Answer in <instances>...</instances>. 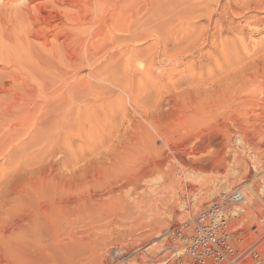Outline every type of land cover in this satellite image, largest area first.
Returning a JSON list of instances; mask_svg holds the SVG:
<instances>
[{"label": "rangeland", "instance_id": "374dc122", "mask_svg": "<svg viewBox=\"0 0 264 264\" xmlns=\"http://www.w3.org/2000/svg\"><path fill=\"white\" fill-rule=\"evenodd\" d=\"M24 1H26V0H22L21 2H23V4L26 2L27 3L23 5V4H21L20 0H0V52L2 49V52H1L2 54H0V56L4 55L3 53L6 52V54L4 55L5 57L4 56L0 57V58H2L0 60V78L2 80V81L0 80V85H2V86H0V264H25L24 260L26 258V255H23V254H26V252L24 251V250H26V248H25V246H26V233H25L24 229L26 228V226H28V225L30 226V224H31V226H30L31 235L30 236L31 237L33 235L35 236L37 231H38V233H42L43 235H45V237L41 234H37L36 236L41 235L39 237H41L43 240H45L47 238V234H48V233L46 234V231L48 232V226H50V225H45V224H49V223H47L48 221L45 223L43 220V219L47 220L44 217L45 216L44 209L46 210L51 204H53V203L57 204V202L62 201V199L63 200L65 199L62 202L72 203V202H74L75 196L82 195V194H89L92 198L98 197L97 199H99L101 197L98 195H100V193H104L106 191V189H110V188H111V190H113V193H112L113 195L110 194L107 197L102 196V199L105 202L106 199L108 200L112 197L109 200V202L111 201V203L108 204V201H106L105 203H103L105 205L104 206L102 205L103 206L102 207L101 206L102 203L96 204L97 202L95 203V201H94V203L91 202L90 204H92V205L96 204V207H97V205L98 206L100 205L99 207H97V209L98 210L100 209V210L98 211L97 209H94L93 207H92L93 209L90 208V210H92V213L90 211V214L88 216L85 215V217H83L82 220L80 219L81 224L80 223L79 224L73 223L72 225L69 226V229H74V230H78L79 228L80 229L82 228V230H85L84 233L89 231V232H87V236H89V238H90L91 234L93 236V237L91 236L93 239H94L95 235H96L95 239H97V236H98V238H100V237L104 238V239H102L103 241H101V238L99 239L102 242V243H100L101 246L99 247V242H100L99 241L98 242L99 248L96 247V250L98 249L97 250V254H98L97 256L98 257L100 256L98 259L99 260L101 259L100 260L102 262L101 264H105V263L106 264H115V263L116 264H130L129 261H131V263L133 261V263L136 264L138 261L143 260V258H144V261H141V262H145L146 264H151V263L157 264L156 262L164 260L165 256H167V253L162 255V253L164 251L162 249L165 245V240L162 239L164 232L167 231V229L172 228L173 226H176L177 224H180L183 221H186V219L188 220L189 217L191 218L193 215L197 214V212L200 211L206 204H208V202H211L214 199L216 201L221 202V204L223 203L222 201H224L225 205H227L228 209L226 208V210L228 212H230V208H232V207L234 208V210L239 209V210H237L238 213H236L237 216L235 215L236 217L235 216L231 217L232 221L230 222L231 225L233 224L232 226L236 225L235 226L236 227L235 234L237 233L236 236L241 237V240L238 237L239 238L238 244L236 243L237 249L243 248L246 244L249 245L255 241H261L262 240L261 242H263V243L261 245V249L264 250V247H263L264 246V102H263L264 101V83H263L264 82V75L262 73L260 75H255L256 76L255 77L254 74H252V73H255V71H254L255 69L252 67L246 68L247 67L246 64L250 65V63L252 61H254L255 59H256V63L257 62L260 63L261 61L264 62V52H262V51H264V45L262 46V44L264 43V41H263L264 40V37H263L264 36V21L262 24L260 22L256 23V21H258L259 18L264 16V10L261 8L257 9L258 7H256V6L258 4H262V1L264 2V0H256V1L255 0H238V1L237 0H231V1L230 0H217V1L216 0H212V1L211 0H177V1L175 0L174 1L173 0L174 4H173L172 0H169L171 2H167L168 0H164V2H162V0H161V2L164 4V6L161 2L158 3V0H130V1L129 0H122L124 3H122L119 0H110V1L108 0L109 2L106 3L107 7L105 6L106 9L109 8L108 7L109 5L111 6L113 4V6L110 7L111 9L107 10V13L105 11L106 14L103 13L106 16V18L108 17V20L105 18L104 15H103V17L101 16V20L105 21L104 22V28L102 26L103 21L100 22V23H102L101 25H100V23H97V21L99 19L96 18L98 16H96V17L94 16L96 14H89L88 15V17L91 16L90 17L91 19H93V18L97 19V21H96L95 19L90 20V18H88V21L90 20L89 23L91 22L90 25H92V24L95 25L97 23V25L99 24L98 26H99L100 30L102 29L101 32H98L99 37L97 36L94 38V42L98 43L102 39L103 40L106 39L105 37L107 35L104 36V34L107 32L110 33L111 29H110V31L108 30L107 32L104 30H107L110 27H114V24H117V25L119 24L120 26H122V30L124 29L125 32L121 30L123 33L122 32L120 33L119 28H118L119 29L118 30L117 27H114L116 29L115 31L112 28L113 34L111 32L110 34L112 36H108V37H112V39H113L114 36L117 35L115 37L120 36L119 39L121 37H122V39H120V40L119 39H113L114 42L109 43L110 40H107L108 39V37H107L106 40L108 41L107 42L108 44L105 47H101V46L96 44V47L94 48V51H93L94 52L93 55H90L89 53L86 54L85 48H82L83 44L79 47V50H78L79 52L74 51L75 55L73 54V50H71V49L70 50L72 52H70V50H68L70 53L67 52V49L65 50L64 46H62L63 44L60 45L62 43L60 40V39H62L61 37H59L60 39L59 38L57 39L58 41L56 40V43H53V42H55V40L53 37L50 36V38L48 39V42L51 44H49L46 47H45V45L42 46L43 45L41 43L42 40L40 38H35L34 36H32L36 33L37 30H40L39 29V27H41L40 23H38L39 25L31 23L30 17L33 14L35 15V13H36L35 10H37L38 8H40L43 5H46L47 8H50L51 2H49V3L46 2V1H50V0H27L26 2H24ZM85 1L88 2L89 0H85ZM115 1L118 2L119 5L122 4L123 8H120L121 5L119 6ZM151 1H152V3H151ZM153 1L156 3L155 5H153L154 7H152V4H154ZM251 1H253V3ZM129 2L130 3L132 2V3L129 4ZM136 2H137V5H135ZM184 2H186V3H184ZM205 2H206V4H205ZM249 2H251L252 4ZM39 3H41L43 5H41V4L38 5ZM165 3H166V5L167 4L168 5L166 6ZM231 3H233L234 5ZM48 4H50V5L48 6ZM157 4H159L158 7H157ZM29 5L31 8L33 7L34 12H32L33 10L28 9V8H30V7H28ZM33 5H35V6H33ZM231 5H233V6H231ZM249 5H250V7H249ZM36 6L37 7L39 6V7L37 8ZM172 6H174V7H172ZM175 6L177 8H175ZM184 6H185V8H184ZM198 6H199V8H197ZM63 7H65V6H63ZM113 7H116V9L114 8L112 10ZM132 8H134V9H132ZM158 8L160 10L163 8L162 10L165 11V12H163L164 14L161 12L162 10L160 11ZM203 8H205V9H203ZM239 8L241 9V11L243 10L242 11L243 13H241L240 11H236V10H240ZM169 9H171V10H169ZM179 9H181V10H179ZM200 9H201V11H199ZM23 10H25L26 13L28 12L30 14L24 13L25 11H23ZM115 10H116V13H115ZM147 10H149L150 12ZM166 10L169 11V13L166 12ZM175 10L179 11L178 14H176L177 12ZM117 11H119V13L120 12L121 13L119 14V13H117ZM195 11H196V13H195ZM46 12L44 14H47ZM102 12H104V9ZM185 12H187V13H185ZM201 12H202V14H200ZM227 12H229V13H227ZM108 13L110 14V16ZM145 13H147V14H145ZM159 13H160V15H159ZM172 13H174V14H172ZM179 13H181V14H179ZM203 13H204V15H203ZM111 14H114V15H111ZM148 14H149V16H148ZM165 14H166V16H165ZM231 14H233V15H231ZM25 15H27L28 17H26ZM146 15H147V17H145ZM168 15H170L169 17L171 19H169ZM92 16H94V17L92 18ZM150 16H153V17H150ZM159 16H161V18ZM206 16H208V17L206 18ZM26 18H28V19H26ZM99 18H100V16H99ZM141 18L143 19V21L145 22V24L149 28L144 24L143 21H141L142 20ZM155 18L158 21H155L156 20ZM176 18H177V20H176ZM116 19H117V21H116ZM254 19L256 21H253ZM27 20H28V22H27ZM150 20H151V22L152 21L153 22L151 23ZM159 20H161V21H159ZM163 20L164 21L166 20L167 22L165 21V23H164ZM227 20H229V21H227ZM95 21H96V23H95ZM146 21L147 22L149 21V23H147ZM186 21H188V22L186 23ZM30 23L33 24L34 26L30 25ZM141 23L143 26L141 25ZM162 23H164V24H162ZM248 23L249 24L251 23L250 26ZM90 25H89V27L88 26L87 27H88L89 31L92 32V30H90V29H93L95 26L94 25L90 26ZM153 25L154 26L156 25V26L154 27ZM169 25H171V26H169ZM190 25H192V26H190ZM210 25H212V27ZM256 25H258V26H256ZM31 26H32V28L33 27H35V28L32 29ZM124 26H126V27H124ZM160 26H163L164 29L162 27L160 28ZM28 27H30L29 28L30 30L28 29ZM69 27H72V25H70ZM150 27H151V29H150ZM152 27H154V28H152ZM158 27L161 29V32L163 31L162 33L165 32V36L161 32H157L160 30V29H158ZM165 27H167V28H165ZM249 27H250V29H249ZM125 28H127V29H125ZM137 28H139V29H137ZM179 28L181 29V31ZM216 28H218V29H216ZM134 29H137V30L135 31ZM141 29H142V31H140ZM148 29H149V31H148ZM126 30H129L130 32L129 31L127 32ZM256 30H257V32H256ZM89 31H87V32L89 33ZM98 31H99V29H98ZM116 31H118V32H116ZM132 31L136 32V35H134L135 33H133ZM24 32H26V34ZM176 32H177V34H176ZM194 32H195V34H194ZM88 33H86V34L89 35ZM124 33L127 34V36H124L125 35ZM129 33L133 34V37L136 41L134 39H132L133 37L130 38V35H132V34L129 35ZM167 33L168 34L170 33L169 34L170 36H168ZM202 33H203V35H202ZM143 34H145L146 37ZM189 34H192L193 36L192 35L190 36ZM87 35H85V33L83 34L84 39H87L86 38ZM101 35L104 37L102 38ZM184 35H186V37ZM142 36L145 37V38L143 37V40H142ZM166 36H168V37H166ZM128 37L134 41H131L130 39H128ZM190 38H193V39L191 40ZM241 38H243L244 41L241 40ZM37 39L38 40L40 39V40L38 41ZM182 39L185 42L188 41V43H186V45H185L184 44L185 42H183ZM225 39H227V40H225ZM234 39H235V41H233ZM106 40H104V41H106ZM152 40H154V41H152ZM238 40H239V42H238ZM84 41L87 44V40H84ZM119 41H121V42H119ZM220 41H222V42H220ZM225 41H227V43ZM242 41H243V43H242ZM253 41H257L258 44H257V42L255 43ZM262 41H263V43H262ZM32 42H34V43H32ZM152 42H153V44H152ZM115 43H117V44H115ZM121 43H123V44H121ZM251 43H252V46H251ZM56 44L58 46L60 45L59 47H61V49L63 48L64 53L62 52L61 49H59V47ZM86 44H84L83 47H85ZM174 44H176V47ZM223 44L226 45L227 48H225V46ZM230 44H232V45H230ZM110 45L112 46V48ZM243 45H246V47H247L246 50H245L246 47H244ZM254 45L256 46V48H254L255 47ZM56 46L58 48H56ZM128 46H129V48H128ZM186 46H187V48H186ZM231 46H232V48H230ZM257 46H258V48H257ZM41 47L43 48V50ZM108 47L110 48V51H109V49H107ZM122 47H125V48H122ZM221 47H223V48H221ZM252 47H253V49H252ZM259 47H260V49H259ZM80 48H82V49H80ZM240 48H243V49H240ZM3 49L5 50V52ZM44 49H45L46 53L44 52ZM150 49H152V50H150ZM221 49H222V51H220ZM223 49H224V51H223ZM231 49H233V51L235 52V54L237 56L241 55V54L243 55L246 51H248L247 52L248 54L245 53L246 55L244 54V56H247V55H250V56H247L245 59H242L243 61H235L236 55L234 54V56H233L234 52ZM96 50L98 53L96 52ZM100 50H101V52L99 54ZM103 50H105L106 53H103L104 52ZM229 50H231V53H232V54L230 53V55L228 54ZM241 50L245 51V52H242ZM82 51L83 52L85 51L84 54ZM118 51L119 52L121 51L122 53L121 52L118 53ZM167 51H168V53H167ZM225 51H227V52H225ZM49 52L52 53V55H50ZM223 52L227 53V55L225 54V56H224ZM59 53H60V55H59ZM76 53H79V54H76ZM255 53H256V55H254ZM8 54L10 57H11V54H13L12 57L9 58V60L6 59ZM54 54H56V55H54ZM57 54H58V57H55V56H57ZM64 54H65L66 59L68 57L67 60L64 59L65 58ZM82 54L84 56L85 55L86 56L84 57V56H82ZM110 54L112 55V58H110L111 57ZM116 54H117V56H116ZM14 55H16V56H14ZM77 55H80L81 57L77 56ZM109 55H110V57H109ZM135 55H136V57H135ZM208 55H210V56H208ZM50 56L51 57L54 56V57L49 58ZM61 56H63L64 58ZM87 56H88V58L92 57L94 61L98 57V59H97L98 61L96 60L95 62H92L93 60L91 58L92 61L87 63V61H88ZM124 56L127 57V59L126 58L124 59ZM16 57H18V58H16ZM45 57H47V58H45ZM77 57L80 58L79 59L80 62L77 60L78 59ZM145 57H147L149 59L148 62H151V63L148 64L147 58H145ZM152 57H154V58H152ZM248 57H249V59H248ZM250 57H252V58H250ZM15 58H16V60H14ZM59 58L60 59L62 58V60H60ZM134 58H135V60H134ZM168 58H171V59H168ZM226 58H228V59L232 58L231 59L232 63H231V61H229L230 59L228 60ZM257 58H258V60H257ZM84 59L87 60V61L85 60L87 64L83 63ZM123 59L127 60L128 66L126 65V61L123 62L124 61ZM129 59H132V61H130ZM246 59H248V61ZM250 59H252L251 62H250ZM56 60H57V62H56ZM75 60L78 62V64L80 63L81 65L79 64V66H76L77 62ZM105 60H107V61H105ZM72 61H74V62H72ZM104 61H105V63L103 64ZM134 61H135V63H134ZM137 61H139V62H137ZM59 62H61V63H59ZM115 62L117 64H115ZM141 62H143V63L146 62V66H144V64ZM235 62H236V64L233 65V63H235ZM244 62H245V64H244ZM263 62H261V63H263ZM57 63H58V65H56ZM122 63H123V65H122ZM131 63L136 65V66H139V67H136V66L132 65ZM139 63H140V65H138ZM202 63H203V65H202ZM217 63L219 66H221V67L223 66V67L221 68V67L217 66ZM220 63H221V65H220ZM242 63H243V65H242ZM89 64H90V66H91V64L93 66L90 67ZM107 64H108V66H107ZM151 64H153V65H151ZM230 64H232V65H230ZM130 65H131V67H130ZM141 65L143 67H146V69L142 68ZM11 66H13V67H11ZM65 66H67V68ZM94 66L95 67L98 66L100 69H102V71L107 69L109 71V73L107 72V70L103 72L104 74L100 71V73L102 75L99 73H98L99 74L98 75L96 72L99 70V68L97 67L98 70H96V68ZM216 66L218 68H220V70L218 68H216ZM230 66H232V69ZM102 67L105 69L103 70ZM248 67H250V66H248ZM92 68L95 69L94 71H96V72L93 71V76L90 75L92 70H93ZM121 68H124L125 70L121 69ZM241 68H242V71H244L242 73H240ZM136 69H137V71H136ZM141 69H142V71H141ZM224 69H225V71H224ZM252 69H254V70L252 71ZM52 70L54 71V73L52 72ZM131 70H132V72H131ZM237 70H240L239 73L237 72L239 75L242 74V76H243V73L244 74L246 73L243 77H244V79H246V78L247 79L244 80L242 77L240 79V76L235 72H234L235 75H233V71H237ZM89 71H91L90 74H88ZM110 71L112 72L111 73L112 75L109 78H107V76L110 75ZM122 72H123V75H122ZM127 72H129V74ZM141 72L143 74H145V76ZM228 72H229V74L232 72L230 74V75H232L231 77L229 74H227ZM248 72H250L251 74ZM105 73L109 74V75H106ZM224 73H226V74L224 75ZM196 74H204L205 75L204 76V79H205L204 86H203V82H201V83H198V82L195 83L194 82V80L197 78H194V80L192 81L193 85L190 82H189L190 84H187L189 81L188 79H190V77L196 76ZM210 74L212 77L210 76ZM217 74H219V75H217ZM94 75H96V76H94ZM100 75H101V78H100ZM125 75L127 77H125ZM153 75H155V76L153 77ZM226 75H227V77H226L227 80L225 78ZM228 75L230 78L229 80H231L233 78V76H234V78L239 77L240 80L239 79L236 80V78H235V81H234V79H232L234 82H231L228 80ZM237 75H238V77H237ZM246 75H248V77L251 80L253 79V77L256 79H253L250 82L249 81L250 79ZM102 76H103V79H102ZM112 76L113 77L116 76V77L113 78ZM223 76H224L225 80L223 79ZM261 76H262V78H261ZM104 77H106V79H108L109 81L106 80ZM151 77H153V78H151ZM207 77H209L208 78L209 80H207ZM218 77L222 78V79L219 81ZM124 78L128 79V81H126ZM101 79H102V82L104 84L101 82ZM113 79L114 80L117 79L116 80L117 82L116 81L114 82ZM186 79L188 81H186ZM213 79L216 81H214ZM257 79L259 81H257ZM77 80H78V82H77ZM124 80H125V82H123ZM159 80H161V81H159ZM177 80H179V81H177ZM238 80L240 82H241V80L245 81L244 84L242 83L243 81L241 82L243 85L242 84L240 85V83L238 82L239 86L243 87L241 90H240L241 87H237L238 84H236L237 83L236 81H238ZM17 81H18V83H17ZM74 81H76V82H74ZM110 81H111V83H113V85L110 83ZM247 81L249 82V84ZM255 81L257 82L256 83V90H254L255 89V83H254ZM92 83H93V85L95 84L96 87L93 86ZM118 83H120L121 86H117L116 84H118ZM129 83H130V85H129ZM231 83L232 84L235 83L237 88L234 87L235 84L232 86ZM260 83H262V85ZM19 84L21 86H19ZM78 84H79V86H78ZM122 84L124 86L123 88H122ZM160 84H161V86H160ZM213 84L214 85L216 84L217 86H218V84L219 85L222 84L223 87L225 85L226 86L228 85L227 86L228 88H226V86L224 88H226L227 90L231 89L230 91H232V92H230L231 93L230 95L232 97L235 96L237 93V95L235 96V99H233L232 103H230L231 105L227 106V104L223 103V102H222V104H221V102L218 104V107L220 106V109L216 108L215 109L216 113H215V110H214V113L216 115H218L219 117L217 116V117H215L216 118L215 119L213 112H212L213 113L212 115H211V112H209V114H208L209 110H207L204 105L199 106V104H198V105H195V107H194V105L192 104L191 107L189 106V109L192 107L196 108V106L199 108H202L204 111L206 109L207 111H205V113L206 112L207 113L205 114V116H204V111L202 112V109L199 110L197 108L198 111L195 109L196 112L192 113L190 110L187 111L188 107L186 106L187 109H183L185 113L181 112L180 113L181 115L179 114L178 111H177L178 113L176 111L172 112L173 114L175 112V115L177 114L176 116L178 118L175 115L172 116V113L170 114V117L165 116V118L167 120L170 118L169 119L170 121L168 120L170 123L166 119H163V120L166 123H168L169 126H172V124H174L171 128L172 129L174 128L173 130H175V131H179V129L182 131L184 128H187L188 125L186 123L191 124V125H189L188 129L184 130V132H186L185 134H188V137L185 136L184 133L180 131V134L183 133V134H181V137L184 140L182 139V141H179L178 142L179 145H178V143L176 144V146H181V144L184 145L188 141V143L185 144L186 149H187V150L186 149L185 150L187 152L188 157L185 156L186 154L180 155L178 153H174L175 157H174V159H171V161H172L171 164L175 161L174 166L177 165V167L182 171L183 174L185 171L198 169L199 171L201 170L202 173L205 172L204 175H206L208 177L211 176V178H213V176H215L217 185L216 184H215V186H214V184L212 185L211 184L212 182H210V181H207L208 183L204 182L203 184L202 183L201 184L200 183H194V182H190L189 180H185V178H183V177H181L180 179L178 177H175V180L178 179L175 182V181H173L174 180L173 177L172 178H170V177L164 178V177H160V175L155 174V172L154 173L151 172V169H149V163L151 162V160H156V161L158 160L161 162V160L164 159L163 156H166L167 154H166L165 150H162L161 140L159 137L156 136L155 141L152 140L154 138H152L151 136H150V140L147 139L148 137L146 136V134L149 131L152 132V130H148L151 128L150 126H148V123L146 125H144L146 121L143 120V118L146 115H148V119H150L149 117H151V118H152V116L155 117L156 114H158V115H156L157 117H159V115L161 117V114H160L161 111L160 112L156 111L158 109L159 110L161 109L163 112L164 111L168 112L167 110L168 109L170 110L171 106H169V105H171V104H168L169 101L167 100V96H169V99H171L170 97H174L179 93V94H181L180 97L182 99L184 90H188V89H190V87L191 88L195 87V88H193V90H196V91L199 89L198 92L200 91V94H201L203 87L206 89L209 87V85L212 86ZM114 85H116V86H114ZM229 85H230V87H229ZM244 85H246V87ZM247 85H250V87H248ZM252 85H254L253 88H251ZM258 85L260 87H262V86L263 87L260 88ZM181 86L184 88H182ZM188 86H189V88H188ZM196 86L198 87V89H196L197 88ZM222 86H220V88H222ZM159 87H160V89H158ZM172 87H174L175 89ZM231 87H233V89L236 88L237 92L234 91L235 89L233 90ZM247 87L250 88V90ZM258 87H259V89H258ZM19 88L21 90H19ZM10 89H12V90H10ZM170 89H172L171 92H170ZM245 89H247V92L248 93L250 92V94L251 93L254 94V92H255V95L249 94V96H248V93L245 92ZM80 90H82V91H80ZM179 90H181V91H179ZM252 90H253V92H251ZM261 90H262V93L260 92ZM13 91H15L16 93ZM77 91L79 94L76 93ZM241 91L245 92L244 96L240 95ZM138 92L140 95L137 94ZM233 92L235 95L234 94L232 95ZM194 93H195V91L192 92V94H194ZM179 94L177 96H179ZM241 94H244V93H241ZM261 94H263V95H261ZM65 95H67V98ZM152 95H153V97H152ZM246 95H247V97H246ZM156 96H157V98H156ZM237 96H239V97H237ZM242 96L244 97V99ZM260 96H261V98H260ZM136 98H137V100H135ZM158 98L161 101H158ZM176 98H177V100H179V97H176ZM237 98L239 99L238 101H237ZM155 100H157V101H155ZM240 100H242V101H240ZM253 100H254V102H253ZM144 101H146V102H144ZM153 101H155L156 103H154ZM200 102H202V101H200ZM233 102L235 105L237 104L240 106V107L237 106L236 107L237 109L238 108L239 109L245 108L243 110L244 113L242 112V110H240L243 113V115H242V113H240L241 116L239 115V112H240L239 109H238V112H235L237 110L232 108L233 107L232 105H234ZM241 102H242V104H241ZM243 102H245V104H243ZM153 103L156 105L154 106ZM122 104H123V106H122ZM151 104H152V107L149 106ZM248 104H249V106H247ZM47 105H49V106H47ZM120 105H121V107H120ZM235 105H234V107H235ZM224 107H227V108L223 109ZM228 107L230 109H233L234 112L232 110H230ZM136 108H138V109H136ZM135 109H136V111H135ZM146 109H148L147 112L145 111ZM217 109L222 113V114H220L221 116L218 114ZM137 110L140 111V114ZM222 110H224V111H222ZM133 111H135V113ZM142 111L144 112V114L145 113H147V114L144 116L142 114L143 113ZM163 112H161V113H163ZM190 113L192 115H190ZM52 114H54V115H52ZM183 114H184V116L186 115V117H184V118H187V119H185L186 121L184 120V122H186V123H184V124H186L185 126L183 124V120L180 119ZM233 114L234 115L236 114V115L234 116ZM139 115H141V116L143 115V116L140 118ZM199 115L204 117V119ZM222 115H224V116L227 115L226 120L224 119L225 117L223 118ZM171 116H172V118H171ZM196 116L197 117L199 116L197 118L198 120L196 119ZM41 117H43V118H41ZM160 117L157 119H160ZM189 117H191V118H189ZM192 117H194V119H192ZM23 118H25V119L22 120ZM182 118H183V116H182ZM205 118H206V120H205ZM217 118H219L220 120ZM171 119H172V121H171ZM195 119L197 122L195 121ZM200 119H202V120H200ZM191 120H194L195 122L194 121L192 122ZM203 120H204V122H203ZM211 120H213L215 122H213ZM238 120H240V122ZM141 121L143 124H141ZM177 121H178L179 125L176 123ZM181 121H182L181 126L182 125L184 126V127L182 126L183 129L179 128ZM216 121H217V123H216ZM226 122H227V124H226ZM24 123L27 124V126H25ZM208 123H210L212 125V127L210 126V124L208 125ZM140 124L143 127L142 130L147 127L145 131H147V130L148 131H147V133H145V131L143 130L142 132H144L143 133L144 135L142 134V135H140V137L141 138L143 137L144 139L142 138V139H139V141H138L137 135H139L138 130L139 129L141 130ZM214 124L216 126H214ZM233 124H235V125H233ZM137 125L140 126V128ZM227 126H229V127H227ZM177 127H178V130H177ZM205 127L207 129H205ZM220 127H221V129H220ZM117 128H118V130L115 131ZM135 129H138V130H135ZM130 130H131V132H129ZM200 130H201V134L198 133V132H200ZM187 131H188V133H187ZM227 131H228V133H227ZM221 132H222V134H221ZM114 133H116L115 136H114ZM134 133H136V134L138 133V134L136 135ZM122 134H124V135H122ZM127 134H129V136ZM228 134H231V135H228ZM183 135L185 136V138ZM226 135L229 136V138L231 139V141H230L231 143L229 144L230 147L226 146L224 144V142L226 140L224 138H226ZM100 136H101V139H100ZM131 136L133 138L136 136L137 139L135 137V139L131 140L132 139ZM144 136H146L147 138H145ZM234 136H236V137L238 136V138H234ZM97 138H99L100 141ZM106 138H107V140H106ZM158 138L160 141L158 140ZM236 139L237 140L241 139L240 140L241 144L239 145V147L235 143ZM243 139H244V141H242ZM128 140H129V142H128ZM140 140H143V141L141 142ZM232 140H234V141L232 142ZM105 141H107V143ZM131 141H134V142H131ZM145 141L147 144L148 143H151V144L145 145L146 144ZM237 142H239V141H237ZM88 143H89V145H88ZM102 143H103V145H101ZM104 143H105V145H104ZM100 145H101V148H99V149L96 148L97 146L100 147ZM152 145H153V147H152ZM233 145H235V146H233ZM90 146L94 149V151L92 148H90ZM115 146H116V148L117 147L118 148L116 149ZM123 146H124V148H122ZM109 147H111L115 153L112 151V149L110 150ZM208 148H210V149L208 150ZM91 149H92L93 153L90 151ZM95 149L96 150L98 149V150L95 152ZM154 150L157 154L159 153L157 156H160L161 158L162 157L163 158L161 159V158L154 156V155H156ZM157 150H160L161 152L160 151L158 152ZM207 150H208V152H207ZM109 151H112L113 153L112 152L108 153ZM90 152H91L92 156H90ZM87 153H88V155H87ZM188 153L189 154L191 153V154L189 155ZM196 153L198 156H196ZM96 154H97V157H96ZM102 154H107L106 155L107 157H105V155H103V157H102ZM108 154H110V155L108 156ZM209 154H210V156H209ZM86 155H87V157H86ZM222 155H223V157H222ZM112 156H114L115 158ZM151 157H152V159H151ZM78 159H80V160H78ZM100 159L102 160V162ZM115 159H116V161H115ZM137 159L139 161H137ZM176 160L181 161V162H178ZM224 160H226V161H224ZM86 163L89 164L90 166L93 164L91 167L92 168L95 167V170L92 169L89 165H88L89 167L86 166V168H85ZM168 164L170 165V163H168ZM183 164H184V166H183ZM169 165H168V167H169ZM101 166H106V167H103L104 168L103 169V168H101ZM145 166H146V169H145ZM98 167H99V169H98ZM81 169H83V170H81ZM147 169H148V171H146ZM104 170H106L107 172ZM164 170H166V167L164 168ZM232 170H234L235 174H230L229 171H232ZM85 171H86V173H85ZM138 171H140V173L141 172H143V173L140 174V173H138ZM110 173H112V175ZM148 173L151 175V177ZM222 173L227 174V177L224 181L219 180ZM98 174H100V175H98ZM123 174L126 175V178ZM136 174H138V177L136 176ZM145 174H147V177L145 176ZM114 175L116 177H114ZM133 175H134V177H133ZM148 175H149V177H148ZM119 177H120L121 181H119ZM122 177H123V179H122ZM40 178H42V179H40ZM47 178H48V180H47ZM84 178H86V179H84ZM130 178H131V180H130ZM217 178H218L219 182H218ZM43 179H44L45 183L43 182ZM125 179L127 182L125 181ZM37 180H39V181H37ZM166 180L168 183H166ZM33 181H34V184H33ZM51 181H53V182L51 183ZM105 182H108V183H105ZM158 182H160L161 184ZM24 183H26L25 184L26 187L23 185ZM35 183H36V185H38L39 183L40 184L38 186H36ZM99 183H101L102 185L101 184L99 185ZM103 183H105V184H103ZM43 184L46 185L45 186L46 188L43 187ZM224 184L230 187L229 188L230 190L225 195H224V190L221 188V187H223ZM30 185L32 186V188ZM97 185H98V187H97ZM124 185H125V188H124ZM174 185L177 186V189H176V186H174ZM207 185L210 186V189H211V187H214L213 189H211L214 195L208 196L206 194V193H208L206 191V188L208 187ZM28 186H30V187H28ZM48 186H50L51 189H53L54 187L55 188L53 190H51ZM60 186H62V187H60ZM77 186H78V188H77ZM39 187H41V188L37 189ZM108 187H110V188H108ZM24 189H25V191H24ZM43 189H44V191H43ZM77 189L79 190V192ZM97 189H99V191ZM45 190H47V191H45ZM62 190H65V191H62ZM69 190H70V192H69ZM87 190H88V192H87ZM114 190L116 191V193ZM125 190H126V192H125ZM26 191H28V192H26ZM35 191L37 192L36 194L34 193ZM59 191L60 192L62 191L61 192L62 195ZM44 192H48L50 194L46 193V195H45ZM53 192H54V194H53ZM63 192L67 195L66 197H65ZM67 192H68V194H67ZM92 192H93V194H92ZM96 192H98V193H96ZM120 192H122V194H120ZM70 193H71V196H69ZM222 193L224 196L222 195ZM233 193L236 194V197L229 198L231 196V194H233ZM39 194L41 197L40 198L36 197V195L39 196ZM150 194H151V196H150ZM51 195H52L53 199L51 198ZM30 196H31V199H33V200L30 199ZM58 196L61 197L62 199L58 198ZM123 196H124V198H122ZM140 196L141 197L143 196V197L141 198ZM200 196H201V198H203L202 196H204V198L205 197L206 198L204 200L203 205L199 207V206H197V199L198 198L200 199ZM118 197H120L119 198L120 200H118V201H120V202L122 200H123V202L125 201L124 202L125 205L123 204V202H121L122 204H120V202L117 201ZM125 197L128 198V200H130V199L131 200L128 201L127 199H125ZM57 198L59 200H57ZM70 198H72V199H70ZM114 198H116V199H114ZM148 198H150V199L148 200ZM160 198H161V200H160ZM37 199H38V201H37ZM69 199H70V201H69ZM112 199H114V205L112 203L113 202ZM47 200H48V202H47ZM23 201H24V203L25 202L26 203L23 204ZM151 201H152V203H151ZM51 202H53V203H51ZM127 202H131V203L128 204ZM155 202H156V204H155ZM153 203H154L155 208L153 206ZM110 204H112V205H110ZM126 204H128V205H126ZM147 204L148 205L152 204L151 205L152 208L148 207ZM92 205H89V206L91 207ZM129 205H130V207H128ZM180 205H182L181 208H180ZM37 206H39V208H41L44 212H42L41 209L39 212H37V209H38ZM45 206H47V207L45 208ZM105 206H107V207L105 208ZM120 206H121V209L119 208ZM31 207H32V209H31ZM233 208L231 209V211H233ZM26 209H28V210H26ZM29 209H31V210H29ZM34 209L36 211H34ZM98 212H100V213H98ZM171 212H172V214H171ZM27 213H28V216H27ZM86 214H88V213H86ZM33 216L34 217L38 216L37 220ZM79 216H81V215H79ZM39 217H40V219H39ZM97 217L99 218V219H97L98 222L96 220ZM41 218H43V219H41ZM71 219H73L72 221H75V222H77V220H79V219H76L75 217H73V218L71 217ZM29 220H31V221H29ZM40 220H42V221H40ZM93 220H95V221H93ZM89 221L94 222V223L96 222V223L95 224L90 223ZM157 221H158V223H157ZM161 221H163V222H161ZM36 222H37V224H40L42 228L39 225H36L35 224ZM42 222L44 224H41ZM43 225H44V227H43ZM83 225H85V227ZM76 226H77V229H76ZM154 227H156V228H154ZM116 228H118V229H116ZM256 228L258 230H256ZM251 229L253 232L256 230V233H257V231H259L257 233L258 235L253 236L254 238L249 236V234H248V231ZM94 231H95V233H94ZM135 236L137 239L135 238ZM31 237L29 238V240L31 239ZM245 237H246V239H245ZM23 238H24V240H23ZM114 238H116V239H114ZM33 240H34V238H32V240H30L31 243L29 245L30 251L32 250L31 252L29 251L31 254L32 253L34 254V250L30 247ZM125 240H127L126 243H125ZM243 240L244 241L247 240V241L243 242ZM155 241L157 242V244L150 245L151 242H155ZM23 243H25V244H23ZM33 243H34V241H33ZM138 244L141 245L142 247H146V251L141 252L142 254L140 252L137 253L136 249H134L135 246ZM242 244L244 246H242ZM148 245H150V246H148ZM239 245H240V248H239ZM113 246H115L114 248H116L118 246L120 249L124 250V252L126 254L134 251L135 255L133 258H129V260L127 261L128 255H125V257L127 256L126 258L120 257L119 255H117V256L114 255ZM105 251H106V253H105ZM145 252H147V253H145ZM139 253L141 255H139ZM140 257H142V258H140ZM23 258H24V260H23ZM153 258L154 259L156 258V259L154 260ZM152 261H154V262H152ZM159 264H163V263H159ZM165 264H174V262L172 261L170 263H165Z\"/></svg>", "mask_w": 264, "mask_h": 264}, {"label": "bare ground", "instance_id": "6f19581e", "mask_svg": "<svg viewBox=\"0 0 264 264\" xmlns=\"http://www.w3.org/2000/svg\"><path fill=\"white\" fill-rule=\"evenodd\" d=\"M22 0H20V2H21ZM27 1V0H26ZM26 1H24V2H26ZM110 1V0H109ZM108 0H89L88 2H86L85 0H50V1H46L47 3H49V2H51V5L50 4H48V6L50 5V8H47V6L46 5H43V4H41V3H39L38 5H43V6H41L40 8H38L37 6V10H35V15L33 14H31L32 16L30 17L31 18V23H33V24H38V23H40V26L41 27H39V29L40 30H37L36 31V33L34 34V35H32V36H34L35 38H40L42 41H41V43L43 44L42 46H44L45 45V47L46 46H48L49 44H51V43H49L48 42V39L50 38V36L51 37H53L54 38V40H55V42H53V43H56V40L59 38V37H61L62 39H60L61 40V44L60 45H62V46H64V49L66 50L67 49V52H69L68 50H73V54L75 55V53H74V51L76 52V51H78L79 50V47L83 44H86V42L84 41V40H87V44L85 45V47H83V45H82V48H85V50H86V54H90V55H93V51H94V48L96 47V44L97 45H99V46H101V47H105L108 43V41L107 40H110L109 41V43H113L114 41H113V39H119V37L120 36H118V37H115V36H117V35H115L114 36V38L112 39V37H108V36H112L110 33L112 32V34H113V29H114V31L116 30L114 27H117V29L119 28L120 29V33L122 32V31H124V29L122 30V26H120L119 24V26L117 25V24H114V27H108L109 29H107V30H104V31H110V29H111V32L109 33V32H107V33H105L104 34V36L105 35H107L105 38L107 39V37H108V39L106 40V39H104V40H106V41H104L102 38L104 37V36H102V40L101 41H99L98 43H95L94 42V38L95 37H99V33L98 32H101V30H100V28H99V24L97 25V23H100V22H102L103 20H101V16L103 17V13H105V11H106V13H107V10L108 9H111L110 7H112L113 6V4L110 6L109 4V8H107L106 9V7H107V2H109ZM119 1H121L122 3H124L122 0H119ZM130 1V0H129ZM173 1V0H172ZM175 1V0H174ZM174 1H173V4H174ZM177 1V0H176ZM212 1V0H211ZM217 1V0H216ZM231 1V0H230ZM238 1V0H237ZM256 1V0H255ZM112 2V1H111ZM114 2V1H113ZM116 2V1H115ZM120 2V3H121ZM139 2V1H138ZM150 2V1H149ZM159 2H161V0L159 1L158 0V3ZM162 2H164V0H162ZM161 2V3H162ZM166 2V1H165ZM167 2H171V1H167ZM166 2V3H167ZM204 2V1H203ZM210 2V1H209ZM252 3H253V1H251ZM251 2H249V3H251ZM27 3V2H26ZM26 3H24V4H26ZM46 3V4H47ZM117 4H118V2H116ZM128 3V2H127ZM132 3V2H131ZM130 2H129V4H131ZM140 3V2H139ZM151 3H152V1H151ZM153 3L154 4H152V7H154L153 5H155L156 3L153 1ZM160 3V4H161ZM166 3H165V5H166ZM184 3H186V2H184ZM183 3V4H184ZM215 3V2H214ZM234 3V2H233ZM233 3H231V4H233ZM251 3V4H252ZM21 4H23V2H21ZM23 4V5H24ZM36 4V3H35ZM149 4V3H148ZM163 4V3H162ZM205 4H206V2H205ZM264 2L262 1V4H258L256 7H258L257 9H259V8H261V9H263L264 10ZM119 5V4H118ZM121 5V7L120 8H123L122 7V4H120ZM119 5V6H120ZM126 5V4H125ZM135 5H137V2H136V4ZM151 5V4H150ZM158 5L159 4H157V7H158ZM168 5V4H167ZM166 5V6H167ZM170 5V4H169ZM218 5V4H217ZM234 5V4H233ZM233 5H231V6H233ZM243 5V4H242ZM27 6V5H26ZM32 6V5H31ZM33 6H35V5H33ZM63 6H65V7H63ZM106 6V7H105ZM115 6V5H114ZM117 6V5H116ZM163 6H164V4H163ZM162 6V7H163ZM165 6V7H166ZM180 6V5H179ZM204 6V5H203ZM245 6V5H244ZM28 7H30V5L28 6ZM27 7V8H28ZM35 7V8H36ZM68 9H67V8ZM105 7V8H104ZM134 7V6H133ZM137 7V6H136ZM172 7H174V6H172ZM171 7V8H172ZM187 7V6H186ZM206 7V6H205ZM214 7V6H213ZM240 7V6H239ZM249 7H250V5H249ZM252 7V6H251ZM255 7V6H254ZM24 8V7H23ZM26 8V9H27ZM70 8V9H69ZM116 9V7H113L112 8V10L113 9ZM119 8V7H118ZM156 8V7H155ZM175 8H177L176 6H175ZM184 8H185V6H184ZM197 8H199V6L197 7ZM201 8V7H200ZM28 9H31V10H33V7L31 8H28ZM48 9V10H47ZM103 9H104V12H102L103 11ZM132 9H134V8H132ZM136 9V8H135ZM159 9V8H158ZM157 9V10H158ZM163 9V8H162ZM161 9V10H162ZM166 9V8H165ZM173 9V8H172ZM203 9H205V8H203ZM202 9V10H203ZM224 9V8H223ZM240 9V8H239ZM246 9V8H245ZM255 9V8H254ZM30 10V11H31ZM121 10V9H120ZM160 10V9H159ZM160 10V11H161ZM169 10H171V9H169ZM174 10V9H173ZM179 10H181V9H179ZM185 10V9H184ZM190 10V9H189ZM226 10V9H225ZM228 10V9H227ZM23 11H25V10H23ZM47 11V12H46ZM128 11V10H127ZM147 11H149V10H147ZM176 11V10H175ZM186 11V10H185ZM199 11H201V9L199 10ZM236 11H240L241 13H243L242 11H241V9L240 10H236ZM248 11V10H247ZM32 12H34V10L32 11ZM47 13V14H44V13ZM109 12V11H108ZM150 12V11H149ZM162 13L163 12H165V11H161ZM160 12V13H161ZM166 12H168L169 13V11H167L166 10ZM174 12V11H173ZM177 13L176 14H178V12L179 11H176ZM182 12V11H181ZM198 12V11H197ZM252 12V11H251ZM24 13H26V11L24 12ZM28 13V12H27ZM26 13V14H27ZM105 13V14H106ZM110 13V12H109ZM108 13V14H109ZM113 13V12H112ZM115 13H116V10H115ZM117 13H119V11H117ZM121 13V12H120ZM119 13V14H120ZM144 13V12H143ZM160 13H159V15H160ZM171 13V12H170ZM185 13H187V12H185ZM195 13H196V11H195ZM205 13V12H204ZM204 13H203V15H204ZM209 13V12H208ZM218 13V12H217ZM227 13H229V12H227ZM253 13V12H252ZM28 14H30V13H28ZM89 14H96V15H94L95 17L96 16H98V17H96L97 19H99L98 21H97V19L96 18H93L94 16H92V18L93 19H95L96 21H97V23H96V21H95V25L94 24H92V25H94L95 27L93 28V29H90V30H92V32L91 31H89V29H88V27H89V25L91 24V22L89 23V21L90 20H93V19H91L90 17H88V15ZM145 14H147V13H145ZM164 14V13H163ZM172 14H174V13H172ZM179 14H181V13H179ZM200 14H202V12L200 13ZM215 14V13H214ZM223 14V13H222ZM111 15H114V14H111ZM140 15V14H139ZM183 15V14H182ZM187 15V14H186ZM185 15V16H186ZM202 15V16H203ZM227 15V14H226ZM231 15H233V14H231ZM240 15V14H239ZM247 15V14H246ZM26 17H28L27 15H25ZM99 16H100V18H99ZM105 16V15H104ZM108 16V15H107ZM109 16H110V14H109ZM141 16V15H140ZM144 16V15H143ZM148 16H149V14H148ZM165 16H166V14H165ZM170 15H168V17H169ZM184 16V15H183ZM145 17H147V15L145 16ZM150 17H153V16H150ZM160 18H161V16H159ZM167 17V18H168ZM176 17V16H175ZM182 17V16H181ZM188 17V16H187ZM208 16H206V18H207ZM223 17V16H222ZM261 17V16H260ZM88 18H90V20L88 21ZM105 18H106V16H105ZM183 18V17H182ZM181 18V19H182ZM190 18V17H189ZM212 18V17H211ZM220 18V17H219ZM252 18V17H251ZM26 19H28V18H26ZM103 19V18H102ZM107 20H108V17L106 18ZM105 19V20H106ZM110 19V18H109ZM128 19V18H127ZM140 19V18H139ZM142 19V18H141ZM156 19V18H155ZM166 19V18H165ZM169 19H171L170 17H169ZM192 19V18H191ZM232 19V18H231ZM247 19V18H246ZM113 20V19H112ZM147 20V19H146ZM152 20V19H151ZM151 20H150V22H151ZM176 20H177V18H176ZM189 20V19H188ZM196 20V19H195ZM211 20V19H210ZM116 21H117V19H116ZM120 21V20H119ZM141 21H143V19L141 20ZM140 21V22H141ZM155 21H158L157 19L155 20ZM159 21H161V20H159ZM164 21V20H163ZM166 21V20H165ZM165 21H164V23H165ZM171 21V20H170ZM181 21V20H180ZM202 21V20H201ZM227 21H229V20H227ZM235 21V20H234ZM252 21V20H251ZM253 21H256L255 19L253 20ZM263 21H264V16L263 17H261V18H259L258 19V21H256V23L257 22H260L261 24L263 23ZM27 22H28V20H27ZM104 22L105 21H103L102 23H103V28H104ZM107 22V21H106ZM112 22V21H111ZM139 22V21H138ZM144 22V21H143ZM147 22V21H146ZM153 22V21H152ZM151 22V23H152ZM167 22V21H166ZM169 22V21H168ZM176 22V21H175ZM184 22V21H183ZM188 21H186V23H187ZM207 22V21H206ZM248 22V21H247ZM246 22V23H247ZM250 22V21H249ZM26 23V22H25ZM30 23V25H33V24H31ZM102 23H100V25L102 24ZM109 23V22H108ZM115 23V22H114ZM122 23V22H121ZM120 23V24H121ZM147 23H149V21L147 22ZM164 23H162V24H164ZM192 23V22H191ZM210 23V22H209ZM224 23V22H223ZM229 23V22H228ZM42 24V25H41ZM89 24V25H88ZM144 24H145V22H144ZM155 24V23H154ZM157 24V23H156ZM161 24V25H162ZM167 24V23H166ZM174 24V23H173ZM180 24V23H179ZM184 24V23H183ZM217 24V23H216ZM249 24V23H248ZM251 24V23H250ZM250 24H249V26H250ZM39 25V24H38ZM70 25H72V27H69ZM92 25H90V26H92ZM117 25V26H116ZM126 25V24H125ZM141 25H142V23H141ZM146 25V24H145ZM182 25V24H181ZM189 25V24H188ZM200 25V24H199ZM215 25V24H214ZM226 25V24H225ZM240 25V24H239ZM26 26V25H25ZM34 26V25H33ZM88 26V27H87ZM129 26V25H128ZM143 26V25H142ZM141 26V27H142ZM147 26V25H146ZM154 26V25H153ZM156 26V25H155ZM154 26V27H155ZM168 26V25H167ZM169 26H171V25H169ZM180 26V25H179ZM190 26H192V25H190ZM211 27H212V25H210ZM222 26V25H221ZM229 26V25H228ZM244 26V25H243ZM256 26H258V25H256ZM124 27H126V26H124ZM148 27V26H147ZM154 27H152V28H154ZM163 28V26H160V28ZM188 27V26H187ZM203 27V26H202ZM220 27V26H219ZM234 27V26H233ZM245 27V26H244ZM30 27H28V29H29ZM31 28H32V26H31ZM35 27H33L32 29H34ZM92 28V27H91ZM102 28V27H101ZM113 28V29H112ZM128 28V27H127ZM127 28H125V29H127ZM149 28V27H148ZM157 28V27H156ZM159 27H158V29H160ZM165 28H167V27H165ZM175 28V27H174ZM185 28V27H184ZM183 28V29H184ZM198 28V27H197ZM201 28V27H200ZM199 28V29H200ZM227 28V27H226ZM255 28V27H254ZM257 28V27H256ZM25 29V28H24ZM98 29H99V31H98ZM118 29V30H119ZM129 29V28H128ZM137 29H139V28H137ZM137 29H134L135 31L137 30ZM144 29V28H143ZM150 29H151V27H150ZM164 29V28H163ZM180 29V28H179ZM178 29V30H179ZM186 29V28H185ZM192 29V28H191ZM190 29V30H191ZM204 29V28H203ZM216 29H218V28H216ZM232 29V28H231ZM249 29H250V27H249ZM30 30V29H29ZM28 30V31H29ZM122 30V31H121ZM130 30V29H129ZM129 30H126L127 32L129 31ZM167 30V29H166ZM187 30V29H186ZM198 30V29H197ZM220 30V29H219ZM218 30V31H219ZM252 30V29H251ZM250 30V31H251ZM258 30V29H257ZM257 30H256V32H257ZM26 31V30H25ZM34 31V30H33ZM87 31H89V33L87 32ZM140 31H142V29L140 30ZM148 31H149V29H148ZM152 31V30H151ZM157 31V30H156ZM172 31V30H171ZM180 31H181V29H180ZM193 31V30H192ZM200 31V30H199ZM210 31V30H209ZM260 31V30H259ZM258 31V32H259ZM103 32V31H102ZM116 32H118V31H116ZM125 32V31H124ZM126 32V33H127ZM130 32V31H129ZM133 32V31H132ZM157 32H161V29L159 30V31H157ZM163 32V31H162ZM161 32V33H162ZM178 32V31H177ZM177 32H176V34H177ZM183 32V31H182ZM217 32V31H216ZM233 32V31H232ZM255 32V31H254ZM25 34H26V32H24ZM85 33V35H87L86 33H88L89 35H87L86 36V38L87 39H84V37H83V34ZM123 33V32H122ZM133 33H135L134 35H136V32H133ZM141 33V32H140ZM156 33V32H155ZM173 33V32H172ZM181 33V32H180ZM193 33V32H192ZM204 33V32H203ZM203 33H202V35H203ZM207 33V32H206ZM241 33V32H240ZM32 34V33H31ZM119 34V33H118ZM125 34V33H124ZM130 34H132V33H129V35ZM142 34V33H141ZM164 36H165V32L164 33H162ZM168 34V33H167ZM170 34V33H169ZM168 34V36H170ZM175 34V35H176ZM194 34H195V32H194ZM198 34V33H197ZM196 34V35H197ZM214 34V33H213ZM231 34V33H230ZM143 35H145V34H143ZM157 35V34H156ZM160 35V34H159ZM174 35V36H175ZM179 35V34H178ZM177 35V36H178ZM190 36L192 35V34H189ZM200 35V34H199ZM223 35V34H222ZM28 36V35H27ZM26 36V37H27ZM124 36H127V34H125ZM123 36V37H124ZM140 36V35H139ZM168 36H166V37H168ZM176 36V37H177ZM182 36V35H181ZM185 37H186V35H184ZM193 36V35H192ZM210 36V35H209ZM215 36V35H214ZM225 36V35H224ZM227 36V35H226ZM131 37H133V34L132 35H130V38ZM143 37L144 36H142V40H143ZM145 37H146V35H145ZM144 37V38H145ZM173 37V36H172ZM175 37V38H176ZM195 37V36H194ZM193 37V38H194ZM199 37V36H198ZM202 37V36H201ZM264 37V36H263ZM28 38V37H27ZM110 38V39H109ZM129 37H128V39H130ZM136 38V37H135ZM149 38V37H148ZM174 38V37H173ZM188 38V37H187ZM186 38V39H187ZM193 38H190L191 40L193 39ZM227 38V37H226ZM39 39V40H40ZM120 39H122V37L120 38ZM119 39V40H120ZM132 39H134V37L132 38ZM140 39V38H139ZM204 39V38H203ZM30 40V39H29ZM32 40V39H31ZM38 40V39H37ZM38 40V41H39ZM52 40V39H51ZM124 40V39H123ZM131 40V39H130ZM135 40V39H134ZM134 40H131V41H134ZM141 40V41H142ZM155 40V39H154ZM154 40H152V41H154ZM175 40V39H174ZM179 40V39H178ZM190 40V41H191ZM197 40V39H196ZM225 40H227V39H225ZM241 40H243V38H241ZM33 41V40H32ZM35 41V40H34ZM37 41V42H38ZM58 41V40H57ZM118 41V40H117ZM127 41V40H126ZM125 41V42H126ZM136 41V40H135ZM140 41V40H139ZM167 41V40H166ZM176 41V40H175ZM181 41V40H180ZM179 41V42H180ZM182 41H183V39H182ZM187 41V40H186ZM209 41V40H208ZM231 41V40H230ZM229 41V42H230ZM233 41H235V39L233 40ZM244 41V40H243ZM243 41H242V43H243ZM260 41V40H259ZM264 41V40H263ZM263 41H262V43H263ZM51 42V41H50ZM85 42V43H84ZM97 42V41H96ZM119 42H121V41H119ZM143 42V41H142ZM171 42V41H170ZM183 42H185V41H183ZM182 42V43H183ZM195 42V41H194ZM220 42H222V41H220ZM226 43H227V41H225ZM228 42V43H229ZM238 42H239V40H238ZM251 42V41H250ZM253 42H257V41H253ZM261 42V41H260ZM32 43H34V42H32ZM36 43V42H35ZM39 43V42H38ZM52 43V44H53ZM118 43V42H117ZM117 43H115V44H117ZM159 43V42H158ZM181 43V44H182ZM186 43H188V41L187 42H185L184 44L186 45ZM232 43V42H231ZM120 44V43H119ZM121 44H123V43H121ZM152 44H153V42H152ZM155 44V43H154ZM209 44V43H208ZM257 44H258V42H257ZM57 45V44H56ZM59 45V46H60ZM175 45V47H176V44H174ZM173 45V46H174ZM191 45V44H190ZM213 45V44H212ZM211 45V46H212ZM219 45V44H218ZM224 45V44H223ZM228 45V44H227ZM230 45H232V44H230ZM264 45V43L262 44V46ZM58 46V45H57ZM56 46V48H58ZM111 46V45H110ZM120 46V45H119ZM156 46V45H155ZM163 46V45H162ZM188 46V45H187ZM187 46H186V48H187ZM220 46V45H219ZM225 46V48H227L226 47V45H224ZM229 46V45H228ZM244 47H246V45H243ZM248 46V45H247ZM251 46H252V43H251ZM255 46V45H254ZM39 47V46H38ZM121 47V46H120ZM131 47V46H130ZM169 47V46H168ZM172 47V46H171ZM179 47V46H178ZM177 47V48H178ZM234 47V46H233ZM240 47V46H239ZM249 47V46H248ZM42 48V47H41ZM50 48V47H49ZM55 48V47H54ZM55 48V49H56ZM82 48H80V49H82ZM111 48H112V46H111ZM118 48V47H117ZM122 48H125V47H122ZM128 48H129V46H128ZM134 48V47H133ZM153 48V47H152ZM220 48V47H219ZM221 48H223V47H221ZM229 48V47H228ZM230 48H232V46L230 47ZM254 48H256V46L254 47ZM257 48H258V46H257ZM40 49V48H39ZM59 49H61V47H59ZM58 49V50H59ZM97 49V48H96ZM100 49V48H99ZM106 49V48H105ZM107 49H109V51H110V48L108 47ZM106 49V50H107ZM114 49V48H113ZM164 49V48H163ZM174 49V48H173ZM240 49H243V48H240ZM247 49V47L245 48V50ZM249 49V48H248ZM252 49H253V47H252ZM259 49H260V47H259ZM4 50V49H3ZM42 50H43V48H42ZM41 50V51H42ZM62 50V52L64 51L63 50V48L61 49ZM70 50V52H72ZM98 50V49H97ZM97 50H96V52H97ZM149 50V49H148ZM150 50H152V49H150ZM157 50V49H156ZM196 50V49H195ZM204 50V49H203ZM232 51H233V49H231ZM231 50H229V55H230V53H231ZM250 50V49H249ZM52 51V50H51ZM60 51V50H59ZM104 52L103 53H106L105 52V50H103ZM129 51V50H128ZM170 51V50H169ZM220 51H222V49L220 50ZM223 51H224V49H223ZM228 51V50H227ZM227 51H225V52H227ZM242 51V50H241ZM251 51V50H250ZM253 51V50H252ZM1 52H2V49H1ZM0 52V54H2ZM4 52H5V50H4ZM43 52V51H42ZM44 52H45V49H44ZM66 52V51H65ZM69 52V53H70ZM79 52V51H78ZM83 52V51H82ZM81 52V53H82ZM85 52V51H84ZM84 52H83V54H84ZM100 52H101V50L99 51V54H100ZM112 52V51H111ZM121 52V51H120ZM119 51H118V53H120ZM126 52V51H125ZM162 52V51H161ZM234 52V51H233ZM242 52H245V51H242ZM248 51H246L245 53H247ZM262 52H264V51H262ZM10 53V52H9ZM46 53V52H45ZM50 53V52H49ZM55 53V52H54ZM64 53V52H63ZM92 53V54H91ZM98 53V52H97ZM122 53V52H121ZM155 53V52H154ZM167 53H168V51H167ZM170 53V52H169ZM181 53V52H180ZM211 53V52H210ZM224 53V52H223ZM244 53V54H245ZM4 55L6 54V52L5 53H3ZM38 54V53H37ZM36 54V55H37ZM76 54H79V53H76ZM82 54V56H84ZM115 54V53H114ZM133 54V53H132ZM200 54V53H199ZM222 54V53H221ZM225 54L227 55V53H224L223 55L225 56ZM232 54V53H231ZM234 54H235V52L233 53V56H234ZM238 54V53H237ZM240 54V53H239ZM244 54L242 55H236L235 57V61H243L242 59H245L247 56H250V55H247V56H244ZM248 54V53H247ZM263 54V53H262ZM4 55H2V56H4ZM12 55L13 54H11V57H12ZM50 55H52V53H50ZM54 55H56V54H54ZM59 55H60V53H59ZM89 55V56H90ZM104 55V54H103ZM102 55V56H103ZM111 55V54H110ZM110 55H109V57H110ZM119 55V54H118ZM122 55V54H121ZM120 55V56H121ZM134 55V54H133ZM171 55V54H170ZM211 55V54H210ZM210 55H208V56H210ZM246 55V54H245ZM254 55H256V53L254 54ZM2 56H0V57H2ZM7 56V55H6ZM8 56H9V54H8ZM7 56V58L6 59H8L9 60V58H11L10 56L8 57ZM14 56H16V55H14ZM39 56V55H38ZM71 56V55H70ZM77 56H80V55H77ZM86 56V55H85ZM84 56V57H85ZM106 56V55H105ZM116 56H117V54H116ZM115 56V57H116ZM126 56V55H125ZM124 56V59L126 58L127 59V57H125ZM148 56V55H147ZM188 56V55H187ZM215 56V55H214ZM223 56V57H224ZM232 56V57H233ZM261 56V55H260ZM5 57V56H4ZM52 57H54V56H52ZM51 56L49 57V58H52ZM55 57H58V54H57V56H55ZM61 57H63V56H61ZM64 57H65V54H64ZM63 57V58H64ZM81 57V56H80ZM94 57V56H93ZM119 57V56H118ZM135 57H136V55H135ZM231 57V56H230ZM255 57V56H254ZM16 58H18V57H16ZM16 58L14 59V60H16ZM45 58H47V57H45ZM75 58V57H74ZM78 58V57H77ZM92 58V57H91ZM91 58H88V56H87V59H88V61L86 60V59H84L83 60V63H86V61H87V63H89L90 61H92L93 60V58H92V60H91ZM100 58V57H99ZM110 58H112V55H111V57ZM117 58V57H116ZM122 58V57H121ZM133 58V57H132ZM145 58H147V57H145ZM152 58H154V57H152ZM250 58H252V57H250ZM2 58H0V60H1ZM60 59V58H59ZM65 60H67L68 59V57H67V59H66V57L64 58ZM70 59V58H69ZM79 59L80 58H78L77 60L79 61ZM97 59H98V57H97ZM97 59H95V61L97 60ZM118 59V58H117ZM123 59V60H124ZM143 59V58H142ZM141 59V60H142ZM151 59V58H150ZM168 59H171V58H168ZM167 59V60H168ZM199 59V58H198ZM220 59V58H219ZM222 59V58H221ZM226 59H228V58H226ZM230 59V60H229ZM228 60L229 61H231V63H232V58H229ZM248 59H249V57H248ZM248 59H246L247 61H248ZM4 60V59H3ZM12 60V59H11ZM48 60V59H47ZM60 60H62V58L60 59ZM64 60V61H65ZM86 60V61H85ZM100 60V59H99ZM112 60V59H111ZM116 60V59H115ZM119 60V59H118ZM122 60V59H121ZM120 60V61H121ZM130 61H132V59H129ZM134 60H135V58H134ZM144 60V59H143ZM155 60V59H154ZM157 60V59H156ZM216 60V59H215ZM227 60V61H228ZM234 60V59H233ZM257 60H258V58H257ZM45 61V60H44ZM63 61V62H64ZM69 61V60H68ZM76 61V60H75ZM85 61V62H84ZM94 60L92 61V62H95ZM98 61V60H97ZM105 61H107V60H105ZM105 61L103 62V64L105 63ZM117 61V60H116ZM126 61V65L128 64L127 63V60H124L123 62H125ZM149 61V59L147 58V62ZM172 61V60H171ZM194 61V60H193ZM197 61V60H196ZM207 61V60H206ZM245 61V60H244ZM252 61V59H250V62ZM18 62V61H17ZM49 62V61H48ZM56 62H57V60H56ZM62 62V61H61ZM61 62H59V63H61ZM72 62H74V61H72ZM77 62V61H76ZM80 62V61H79ZM91 62V63H92ZM118 62V61H117ZM137 62H139V61H137ZM144 62V61H143ZM143 62H141V63H143ZM246 62V61H245ZM245 62H244V64H245ZM249 62V63H250ZM261 62H263V61H261ZM260 62V63H261ZM86 63V64H87ZM112 63V62H111ZM110 63V64H111ZM121 63V62H120ZM119 63V64H120ZM134 63H135V61H134ZM149 63H151V62H148V64ZM230 63V62H229ZM241 63V62H240ZM248 63V62H247ZM252 63V64H251ZM250 63V65H248V64H246V68H254V69H252V71L254 70L255 71V73H252V74H254V76L255 75H260V74H262L263 73V75H264V62L263 63H256V59L254 60V61H252ZM9 64V63H8ZM46 64V63H45ZM49 64V63H48ZM53 64V63H52ZM55 64V63H54ZM80 64V63H79ZM79 64H78V62H77V65L76 66H79ZM115 64H117L116 62H115ZM130 64V63H129ZM132 64V63H131ZM144 64V66H146V62L145 63H143ZM186 64V63H185ZM236 64V62L235 63H233V65H235ZM239 64V63H238ZM14 65V64H13ZM17 65V64H16ZM56 65H58V63L56 64ZM81 65V64H80ZM84 65V64H83ZM95 65V64H94ZM122 65H123V63H122ZM132 65H134V64H132ZM138 65H140V63L138 64ZM151 65H153V64H151ZM165 65V64H164ZM181 65V64H180ZM202 65H203V63H202ZM220 65H221V63H220ZM230 65H232V64H230ZM241 65V64H240ZM242 65H243V63H242ZM241 65V66H242ZM7 66V65H6ZM61 66V65H60ZM89 66H90V64H89ZM88 66V67H89ZM91 66H93L92 64H91ZM90 66V67H91ZM99 66V65H98ZM97 66V67H98ZM107 66H108V64H107ZM120 66V65H119ZM128 66V65H127ZM126 66V67H127ZM134 66H136V65H134ZM142 66V65H141ZM156 66V65H155ZM191 66V65H190ZM201 66V65H200ZM217 66H219L218 65V63H217ZM216 66V68H218ZM248 66H250V67H248ZM11 67H13V66H11ZM16 67V66H15ZM66 68H67V66H65ZM75 67V66H74ZM95 67V66H94ZM93 67V68H94ZM97 67H95L96 68V70H98L97 69ZM101 67V66H100ZM130 67H131V65H130ZM133 67V66H132ZM136 67H139V66H136ZM152 67V66H151ZM181 67V66H180ZM219 67H221V66H219ZM223 67V66H222ZM221 67V68H222ZM231 67V69H232V66H230ZM235 67V66H234ZM239 67V66H238ZM20 68V67H19ZM44 68V67H43ZM71 68V67H70ZM92 68V69H93ZM99 68V67H98ZM103 68V67H102ZM142 68H145L146 69V67H143L142 66ZM197 68V67H196ZM200 68V67H199ZM237 68V67H236ZM243 68V67H242ZM242 68L240 69L241 70V72L240 73H242V72H244V71H242ZM245 68V69H246ZM65 69V68H64ZM77 69V68H76ZM105 68H103V70H104ZM121 69H124V68H121ZM138 69V68H137ZM137 69H136V71H137ZM148 69V68H147ZM190 69V68H189ZM219 70H220V68H218ZM8 70V69H7ZM60 70V69H59ZM95 69H93L92 70V72L91 71H89V73L88 74H90V72H91V76H93V71H94ZM107 69H105L104 71H106ZM110 70V69H109ZM125 70V69H124ZM133 70V69H132ZM132 70H131V72H132ZM187 70V69H186ZM227 70V69H226ZM235 70V69H234ZM240 70H237V71H233V75H235L234 74V72L235 73H239V71ZM250 70V69H249ZM248 70V71H249ZM4 71V70H3ZM61 71V70H60ZM64 71V70H63ZM99 71V72H98ZM97 72L96 71H94V72H96L97 74L99 73V74H101L100 73V71L103 73L104 71H102V69H100L99 68V70H98ZM123 71V70H122ZM141 71H142V69H141ZM147 71V70H146ZM150 71V70H149ZM224 71H225V69H224ZM229 71V70H228ZM231 71V70H230ZM251 71V72H252ZM52 72L54 73V71L52 70ZM87 72V71H86ZM107 72L109 73V71L107 70ZM115 72V71H114ZM148 72V71H147ZM157 72V71H156ZM178 72V71H177ZM198 72V71H197ZM204 72V71H203ZM209 72V71H208ZM212 72V71H211ZM220 72V71H219ZM223 72V71H222ZM227 72V71H226ZM9 73V72H8ZM112 72L110 71V75L109 74H106V75H109V76H107V78H109L112 74H111ZM128 74H129V72H127ZM142 73V72H141ZM149 73V72H148ZM147 73V74H148ZM232 73V72H231ZM230 73V74H231ZM237 73V74H238ZM248 73H250V72H248ZM247 73V74H248ZM5 74V73H4ZM10 74V73H9ZM8 74V75H9ZM67 74V73H66ZM70 74V73H69ZM68 74V75H69ZM95 74V73H94ZM96 74V75H97ZM98 74V75H99ZM104 74V73H103ZM143 74V73H142ZM141 74V75H142ZM160 74V73H159ZM212 74V73H211ZM211 74H210V76H211ZM226 73H224V75H225ZM227 74H229V72L227 73ZM229 74V75H230ZM246 74V73H245ZM244 73H243V76L245 75ZM251 74V73H250ZM12 75V74H11ZM10 75V76H11ZM52 75V74H51ZM96 75H94V76H96ZM102 75V74H101ZM101 75H100V78H101ZM115 75V74H114ZM122 75H123V72H122ZM121 75V76H122ZM132 75V74H131ZM144 76H145V74H143ZM150 75V74H149ZM148 75V76H149ZM156 75V74H155ZM155 75H153V77L155 76ZM172 75V74H171ZM217 75H219V74H217ZM222 75V74H221ZM229 75H228V80L230 79L229 78ZM239 75V74H238ZM238 75H237V77H238ZM5 76V75H4ZM14 76V75H13ZM86 76V75H85ZM169 76V75H168ZM204 74H196V76H193V77H190V79H186V81H188V83L187 84H192V81L194 80V78H197V79H195L194 80V82L195 83H201V82H203V86H204V81H205V79H204ZM209 76V75H208ZM232 75H230V77H231ZM240 76V79H241V77L244 79V77L242 76V74L241 75H239ZM247 77H248V75H246ZM253 76V75H252ZM12 77V76H11ZM10 77V78H11ZM19 77V76H18ZM87 77V76H86ZM113 77V76H112ZM116 76H114L113 78H115ZM125 77H127L126 75H125ZM135 77V76H134ZM153 77H151V78H153ZM166 77V76H165ZM212 77V76H211ZM227 77V75L225 76V78ZM256 77V76H255ZM5 78V77H4ZM16 78V77H15ZM80 78V77H79ZM85 78V77H84ZM95 78V77H94ZM105 79H106V77H104ZM120 78V77H119ZM156 78V77H155ZM168 78V77H167ZM180 78V77H179ZM189 78V77H188ZM209 77H207V80H209L208 79ZM219 78V77H218ZM217 78V79H218ZM236 78V77H235ZM235 78H234V76H233V78L232 79H234V81H235ZM249 78V77H248ZM259 78V77H258ZM261 78H262V76H261ZM83 79V78H82ZM81 79V80H82ZM98 79V78H97ZM102 79H103V76H102ZM102 79H101V82H102ZM122 79V78H121ZM125 79V78H124ZM132 79V78H131ZM150 79V78H149ZM166 79V78H165ZM169 79V78H168ZM167 79V80H168ZM177 79V78H176ZM212 79V78H211ZM222 78H219V81L221 80ZM223 79H224V76H223ZM229 80V81H231V82H234L233 80ZM237 79H239V77L238 78H236V80ZM239 79V80H240ZM247 79V78H246ZM246 79H244V80H246ZM250 79V78H249ZM248 79V80H249ZM253 79H256V78H254L253 77ZM252 79V80H253ZM0 80H1V78H0ZM4 80V79H3ZM18 80V79H17ZM71 80V79H70ZM69 80V81H70ZM85 80V79H84ZM106 80H108V79H106ZM114 80V79H113ZM117 80V79H116ZM116 80H114V82L116 81ZM126 81H128V79H125ZM125 80L123 81V82H125ZM214 80V79H213ZM225 80V79H224ZM226 80H227V78H226ZM236 81L235 83L236 84H238V86L237 87H241V86H239V83H240V85L243 83L244 84V80H241V82L240 81ZM251 79L249 80L250 82L252 81ZM262 80V79H261ZM2 81V80H1ZM105 81V80H104ZM109 81V80H108ZM159 81H161V80H159ZM177 81H179V80H177ZM214 81H216V80H214ZM228 81V82H229ZM257 81H259L258 79H257ZM263 81V80H262ZM261 81V82H262ZM16 82V81H15ZM74 82H76V81H74ZM77 82H78V80H77ZM117 82V81H116ZM156 82V81H155ZM169 82V81H168ZM175 82V81H174ZM190 82V83H189ZM207 82V81H206ZM239 82V83H238ZM248 82V81H247ZM17 83H18V81H17ZM21 83V82H20ZM103 83V82H102ZM109 83V82H108ZM110 83H111V81H110ZM127 83V82H126ZM171 83V82H170ZM224 83V82H223ZM235 83H231L232 84V86L235 84ZM255 83V89L254 90H256V81L254 82ZM259 83V82H258ZM264 83V82H263ZM2 84V83H1ZM15 84V83H14ZM74 84V83H73ZM97 84V83H96ZM104 84V83H103ZM112 85H113V83H111ZM133 84V83H132ZM157 84V83H156ZM159 84V83H158ZM164 84V83H163ZM184 84V83H183ZM217 84V83H216ZM212 85V86H210L209 85V87L208 88H204L203 86V90L201 91V94H200V91L198 92V85L196 86L197 88L196 89H198L197 91L196 90H193V88H195V87H190V89H188V90H184V92H183V96H182V99H181V97H180V95L181 94H179V96H174V97H170L171 99H169V96H167V100L169 101V103L168 104H171V105H169V106H171V108H170V110L168 109L167 111L168 112H163L161 109L159 110H156V111H158V112H163V113H161L160 112V114H161V117H160V115H159V117H160V119H157V118H159V117H157L156 115H158V114H156L155 115V117L154 116H152V118L151 117H149L150 119H148V115H146L147 113H145L144 114V112L142 113L145 117L143 118V120H145L144 122H145V124L144 125H146L147 123H148V126H150L151 128L150 129H148V130H152V132L151 131H149L148 133H147V131H145L146 130V128H144L143 130L145 131V133H147L146 134V136L148 137H146V136H144L145 138H147L148 140H150V136L152 137V138H154V139H152V140H154L155 141V138H156V136L157 137H159L160 138V140H161V145H162V150H165L166 151V156H163L164 157V159L163 160H161L162 158L160 157V156H157L158 154L155 152V150H154V152H155V154L156 155H154V156H156V157H158V158H161L160 160H161V162L160 161H156V160H151V162L149 163V169H151V172H155V174H157V175H160V177H164V178H167V177H170V178H174V180L173 181H177V180H175V177H178L179 179L181 178V177H183V178H185V180H189L190 182H194V183H204V182H207V181H210V182H212L211 184L213 185L214 184V186H215V184L217 183L216 182V178H215V176H213V178H211V176L210 177H208V176H206V175H204L205 174V172L204 173H202L201 172V170L199 171L197 168V170H195V169H193V170H189V171H185L184 172V174L182 173V171L177 167V165H175L174 166V162L171 164V159H174V153H178V154H186L185 156H187V152H186V145L185 144H187L188 143V141H187V143H185L184 145H182L181 144V146H176V144L179 142V141H182V137H181V134H183L184 133V135L185 136H187L188 137V134H185L186 132H184V130L185 129H188V127H189V125H191V124H189V123H186V122H184V120L185 119H187V118H184V117H186V115L184 116V114L182 115L183 116V118H182V116H181V118L180 119H182L183 120V124L184 123H186L188 126H187V128H182V126H181V124H182V121H181V123H180V126H179V128H182L183 130L181 131L180 129H179V131H175V130H173L171 127L174 125V124H172V126H169L168 125V123H166L163 119H166L165 118V116H168V117H170V114L173 112V111H178L179 112V114L181 113V112H184V110L183 109H187V107H188V109H187V111H191L192 113H194V112H196L195 111V109L198 111V109L200 110V109H202V108H199V107H197L196 106V108H194L195 107V105H198L199 104V106L200 105H204L205 107H206V109L207 110H209L208 111V114H209V112H211V115L214 113V110L216 109V108H218V109H220V106L218 107V104L221 102V104H222V102L223 103H226L227 104V106H229V105H231L230 103H232V101H233V99H235V96L237 95V91H236V84H235V86L234 87H236V88H234L233 89V87H231L234 91H236L235 93H236V95L234 94V92L232 93V95L234 94L235 96H231L230 94V92H232V91H230L229 89L227 90L226 88H228L226 85V88H224L223 86H222V84L221 85H219L218 84V86L217 85ZM242 84V85H243ZM247 84V83H246ZM248 84H249V82H248ZM261 85H262V83H260ZM259 84V85H260ZM24 85V84H23ZM92 85H93V83H92ZM100 85V84H99ZM108 85V84H107ZM117 86H121L120 85V83H118V84H116ZM116 85H114V86H116ZM129 85H130V83H129ZM193 85V84H192ZM258 85V86H259ZM0 86H2V85H0ZM19 86H21L20 84H19ZM78 86H79V84H78ZM86 86V85H85ZM93 86H95L96 87V85L94 84ZM105 86V85H104ZM133 86V85H132ZM131 86V87H132ZM160 86H161V84H160ZM220 86H222V88H220ZM245 87H246V85H244ZM248 87H250V85H247ZM253 86L254 85H252L251 86V88H253ZM6 87V86H5ZM17 87V86H16ZM23 87V86H22ZM73 87V86H72ZM71 87V88H72ZM124 86H123V84H122V88H123ZM182 87V86H181ZM229 87H230V85H229ZM247 87V88H248ZM260 87V86H259ZM259 87H258V89H259ZM263 87V86H262ZM262 87H260V88H262ZM8 88V87H7ZM18 88V87H17ZM82 88V87H81ZM85 88V87H84ZM83 88V89H84ZM103 88V87H102ZM116 88V87H115ZM121 88V89H122ZM128 88V87H127ZM157 88V87H156ZM172 88H174V87H172ZM182 88H184V87H182ZM188 88H189V86H188ZM200 88V87H199ZM211 88V89H210ZM243 87H241L240 88V90L242 89ZM13 89V88H12ZM12 89H10V90H12ZM158 89H160V87L158 88ZM163 89V88H162ZM175 89V88H174ZM173 89V90H174ZM249 90H250V88H248ZM257 89V90H258ZM8 90V89H7ZM19 90H21L20 88H19ZM24 90V89H23ZM111 90V89H110ZM133 90V89H132ZM157 90V89H156ZM168 90V89H167ZM171 90L172 89H170V92H171ZM177 90V89H176ZM182 90V89H181ZM181 90H179V91H181ZM244 90V89H243ZM248 90V91H249ZM75 91V90H74ZM80 91H82V90H80ZM126 91V90H125ZM178 91V92H179ZM193 91H195V93L194 94H192V92ZM4 92V91H3ZM2 92V93H3ZM12 92V91H11ZM13 92H15V91H13ZM73 92V91H72ZM85 92V91H84ZM88 92V91H87ZM122 92V91H121ZM127 92V91H126ZM161 92V91H160ZM164 92V91H163ZM168 92V91H167ZM169 92V93H170ZM245 92L246 93H248L247 92V89H245ZM245 92L243 91H241L240 92V95H245ZM251 92H253V90L251 91ZM259 92V91H258ZM257 92V93H258ZM261 93H262V90L260 91ZM16 93V92H15ZM68 93V92H67ZM76 93H78V91L76 92ZM81 93V92H80ZM241 93H244V94H241ZM14 94V93H13ZM79 94V93H78ZM137 94H139V92L137 93ZM136 94V95H137ZM173 94V93H172ZM171 94V95H172ZM249 94H250V92L248 93V96H249ZM253 93H251L250 95H252ZM64 95V94H63ZM72 95V94H71ZM140 95V94H139ZM165 95V94H164ZM175 95V94H174ZM239 95V94H238ZM253 95H255V92H254V94ZM259 95V94H258ZM261 95H263V94H261ZM19 96V95H18ZM66 96V98H67V95H65ZM161 96V95H160ZM242 96V97H243ZM257 96V95H256ZM84 97V96H83ZM118 97V96H117ZM123 97V96H122ZM152 97H153V95H152ZM176 97H179V100H177V98ZM237 97H239V96H237ZM246 97H247V95H246ZM139 98V97H138ZM156 98H157V96H156ZM251 98V97H250ZM260 98H261V96H260ZM100 99V98H99ZM119 99V98H118ZM122 99V98H121ZM120 99V100H121ZM147 99V98H146ZM201 99V100H200ZM243 99H244V97H243ZM246 99V98H245ZM124 100V99H123ZM130 100V99H129ZM133 100V99H132ZM135 100H137V98L135 99ZM148 100V99H147ZM239 99L237 98V101H238ZM258 100V99H257ZM53 101V100H52ZM57 101V100H56ZM150 101V100H149ZM155 101H157V100H155ZM155 101H153L154 103H156ZM158 101H161V100H159V98H158ZM165 101V100H164ZM200 101H202V102H200ZM240 101H242V100H240ZM245 101V100H244ZM256 101V100H255ZM260 101V100H259ZM20 102V101H19ZM122 102V101H121ZM126 102V101H125ZM134 102V101H133ZM144 102H146V101H144ZM148 102V101H147ZM199 102V103H198ZM236 102V101H235ZM249 102V101H248ZM251 102V101H250ZM253 102H254V100H253ZM264 102V101H263ZM18 103V102H17ZM53 103V102H52ZM124 103V102H123ZM139 103V102H138ZM153 103V105L155 106L156 104H154ZM159 103V102H158ZM237 103V102H236ZM119 104V103H118ZM148 104V103H147ZM194 105V107H192V108H190L189 109V106L191 107V105ZM220 104V105H221ZM233 104H234V102H233ZM241 104H242V102H241ZM243 104H245V102H243ZM235 105V104H234ZM234 105H232L233 107V109H235V110H237V111H235V112H238V109L236 108L237 106H239V105H235V107H234ZM257 105V104H256ZM14 106V105H13ZM47 106H49V105H47ZM51 106V105H50ZM122 106H123V104H122ZM148 106V105H147ZM146 106V107H147ZM149 106H151L152 107V104L151 105H149ZM187 106V107H186ZM224 106V105H223ZM222 106V107H223ZM226 106V105H225ZM247 106H249V104L247 105ZM246 106V107H247ZM255 106V105H254ZM54 107V106H53ZM120 107H121V105H120ZM134 107V106H133ZM136 107V106H135ZM144 107V106H143ZM203 107V106H202ZM240 107V106H239ZM245 107V106H244ZM262 107V106H261ZM145 108V107H144ZM157 108V107H156ZM162 108V107H161ZM198 108V109H197ZM225 108H227V107H224L223 109H225ZM229 108V107H228ZM136 109H138V108H136ZM136 109H135V111H136ZM140 109V108H139ZM149 109V108H148ZM148 109H146L145 111L147 112L148 111ZM154 109V108H153ZM205 109V108H204ZM205 109V111H207ZM217 109V110H218ZM230 109V108H229ZM233 109H230V110H232L233 111ZM245 109V108H244ZM244 109H239V111L240 110H242V112L244 113ZM247 109V108H246ZM253 109V108H252ZM54 110V109H53ZM123 110V109H122ZM151 110V109H150ZM12 111V110H11ZM50 111V110H49ZM56 111V110H55ZM118 111V110H117ZM135 111H133L134 113H135ZM138 111V110H137ZM153 111V110H152ZM204 110L202 109V112H203ZM205 111H204V116H205V114L207 113H205ZM222 111H224V110H222ZM228 111V110H227ZM226 111V112H227ZM246 111V110H245ZM253 111V110H252ZM13 112V111H12ZM139 112V114H140V111H138ZM177 112V113H178ZM200 112V111H199ZM213 112V113H212ZM218 112V114L220 115V114H222L219 110L217 111ZM220 112V113H219ZM234 112V111H233ZM241 111L239 112V115H240V113H242ZM117 113V112H116ZM123 113V112H122ZM185 113V112H184ZM215 113H216V110H215ZM213 114L214 115V118L215 117H217L218 115H216V114ZM243 113H242V115H243ZM121 114V113H120ZM188 114V113H187ZM224 114V113H223ZM247 114V113H246ZM52 115H54V114H52ZM142 115V116H143ZM151 115V114H150ZM173 115H175V112H174V114L172 113V116ZM177 115V114H176ZM175 115V116H176ZM181 115V114H180ZM179 115V116H180ZM190 115H192L191 113H190ZM231 115V114H230ZM234 115V114H233ZM236 115V114H235ZM234 115V116H235ZM46 116V115H45ZM50 116V115H49ZM120 116V115H119ZM140 116V118L142 117L141 115H139ZM172 116H171V118H172ZM199 116H201V115H199ZM198 116V117H199ZM208 116V115H207ZM221 116V115H220ZM223 116V118L226 120V117H227V115L226 116H224V115H222ZM241 116V115H240ZM25 117V116H24ZM54 117V116H53ZM126 117V116H125ZM177 117V116H176ZM197 116H196V119L198 118ZM202 117V116H201ZM212 117V116H211ZM219 117V116H218ZM229 117V116H228ZM246 117V116H245ZM26 118V117H25ZM25 118H23L22 120H24ZM39 118V117H38ZM41 118H43V117H41ZM178 118V117H177ZM189 118H191V117H189ZM203 119H204V117H202ZM222 118V117H221ZM235 118V117H234ZM50 119V118H49ZM170 119V118H169ZM168 119V120H169ZM179 119V120H180ZM192 119H194V117H192ZM196 119H195V121H196ZM216 119V118H215ZM217 119H219V118H217ZM21 120V121H22ZM123 120V119H122ZM167 120V119H166ZM167 120V121H168ZM176 120V119H175ZM198 120V119H197ZM200 120H202V119H200ZM205 120H206V118H205ZM220 120V119H219ZM224 120V121H225ZM26 121V120H25ZM52 121V120H51ZM119 121V120H118ZM170 121V120H169ZM168 121V122H169ZM171 121H172V119H171ZM186 121V120H185ZM188 121V120H187ZM192 122L194 121V120H191ZM190 121V122H191ZM194 121V122H195ZM211 121H213V120H211ZM228 121V120H227ZM239 122H240V120H238ZM130 122V121H129ZM197 122V121H196ZM199 122V121H198ZM202 122V121H201ZM203 122H204V120H203ZM202 122V123H203ZM213 122H215V121H213ZM212 122V123H213ZM219 122V121H218ZM221 122V121H220ZM231 122V121H230ZM234 122V121H233ZM22 123V122H21ZM40 123V122H39ZM120 123V122H119ZM139 123V122H138ZM170 123V122H169ZM178 125H179V123H178V121L176 122ZM207 123V122H206ZM216 123H217V121H216ZM229 123V122H228ZM48 124V123H47ZM121 124V123H120ZM137 124V123H136ZM141 124H143L142 123V121H141ZM140 124V125H141ZM186 124H184V126L186 125ZM198 124V123H197ZM210 123H208V125H209ZM226 124H227V122H226ZM240 124V123H239ZM238 124V125H239ZM20 125V124H19ZM24 125L25 126H27V124H25L24 123ZM43 125V124H42ZM171 125V124H170ZM206 125V124H205ZM220 125V124H219ZM233 125H235V124H233ZM24 126V127H25ZM138 126V125H137ZM183 126V127H184ZM210 126L212 127V125L210 124ZM214 126H216L215 124H214ZM139 128H140V126H138ZM199 127V126H198ZM207 127V126H206ZM205 127V129H207ZM225 127V126H224ZM223 127V128H224ZM227 127H229V126H227ZM236 127V126H235ZM23 128V127H22ZM26 128V127H25ZM136 128V127H135ZM142 125H141V132L138 130V129H135V130H138V132H139V135H137L136 133H134V134H136L137 135V137H138V139H137V137H136V139L139 141V139H142L141 137H140V135H142L144 132H142L143 130H142ZM149 128V127H148ZM171 128V129H170ZM239 128V127H238ZM237 128V129H238ZM16 129V128H15ZM213 129V128H212ZM220 129H221V127H220ZM226 129V128H225ZM224 129V130H225ZM118 130V128L115 130V131H117ZM134 130V131H135ZM177 130H178V127H177ZM227 130V129H226ZM133 131V130H132ZM180 131L181 132H183V133H181L180 134ZM229 131V130H228ZM228 131H227V133H228ZM111 132V131H110ZM123 132V131H122ZM129 132H131V130L129 131ZM128 132V133H129ZM179 132V133H178ZM193 132V131H192ZM198 132V131H197ZM230 132V131H229ZM238 132V131H237ZM104 133V132H103ZM117 133V132H116ZM116 133H114V136H115V134ZM187 133H188V131H187ZM198 133H200L201 134V130H200V132H198ZM203 133V132H202ZM195 134V133H194ZM221 134H222V132H221ZM101 135V134H100ZM108 135V134H107ZM122 135H124V134H122ZM128 136H129V134H127ZM144 135V134H143ZM183 135V136H184ZM207 135V134H206ZM214 135V134H213ZM228 135H231V134H228ZM98 136V135H97ZM109 136V135H108ZM134 136V135H133ZM185 136H184V138H185ZM190 136V135H189ZM193 136V135H192ZM223 136V135H222ZM110 137V136H109ZM132 137V136H131ZM135 137L133 138L132 137V139L131 140H133V139H135ZM140 137V138H139ZM196 137V136H195ZM201 137V136H200ZM205 137V136H204ZM108 138V137H107ZM107 138H106V140H107ZM114 138V137H113ZM122 138V137H121ZM130 138V137H129ZM159 138H158V140H159ZM208 138V137H207ZM221 138V137H220ZM234 138H238V136L236 137V136H234ZM97 139H99V138H97ZM100 139H101V136H100ZM100 139H99V141H100ZM144 139V138H143ZM224 139H226L225 140V142H224V144L226 145V146H229V144L231 143L230 141H231V139L229 138V136H227L226 135V138H224ZM233 139V138H232ZM242 139V138H241ZM240 139V140H241ZM110 140V139H109ZM151 140V141H152ZM159 140V141H160ZM184 140V139H183ZM189 140V139H188ZM194 140V139H193ZM210 140V139H209ZM235 140V139H234ZM234 140H232V142L234 141ZM239 139L237 140L236 139V141H235V143H236V145H238V147H239V145L241 144V141H240ZM127 141V140H126ZM141 142L143 141V140H140ZM237 141H239V142H237ZM242 141H244V139L242 140ZM104 142V141H103ZM106 143H107V141H105ZM122 142V141H121ZM128 142H129V140H128ZM131 142H134V141H131ZM140 142V143H141ZM150 142V141H149ZM223 142V141H222ZM99 143V142H98ZM101 143V142H100ZM145 143H146V141H145ZM144 143V144H145ZM181 143V142H180ZM205 143V142H204ZM247 143V142H246ZM122 144V143H121ZM128 144V143H127ZM143 144V143H142ZM149 144H151V143H146L145 145H149ZM198 144V143H197ZM207 144V143H206ZM222 144V143H221ZM245 144V143H244ZM88 145H89V143H88ZM101 145H103V143L101 144ZM101 145H100V147L99 146H97L96 148H101ZM104 145H105V143H104ZM120 145V144H119ZM131 145V144H130ZM138 145V144H137ZM178 145H179V143H178ZM208 145V144H207ZM212 145V144H211ZM224 145V146H225ZM122 146V145H121ZM133 146V145H132ZM233 146H235V145H233ZM242 146V145H241ZM104 147V146H103ZM141 147V146H140ZM152 147H153V145H152ZM230 147V146H229ZM228 147V148H229ZM90 148H92L91 146H90ZM106 148V147H105ZM115 148H116V146H115ZM118 148V147H117ZM116 148V149H117ZM122 148H124V146L122 147ZM155 148V147H154ZM161 148V147H160ZM159 148V149H160ZM86 149V148H85ZM93 149V148H92ZM92 149L90 150L91 152H92ZM97 149V150H98ZM109 149L111 150L112 148L111 147H109ZM115 149V150H116ZM147 149V148H146ZM186 149V150H185ZM210 148H208V150H209ZM230 149V148H229ZM96 149H95V152L97 151ZM105 150V149H104ZM206 150V149H205ZM208 150H207V152H208ZM225 150V149H224ZM227 150V149H226ZM93 151H94V149H93ZM100 151V150H99ZM112 151H113V149H112ZM112 151H109L108 153H110V152H112ZM158 152L160 151V150H157ZM164 151V152H165ZM91 152H90V156H92V154H91ZM114 152V151H113ZM112 152V153H113ZM161 152V151H160ZM190 152V151H189ZM194 152V151H193ZM196 152V151H195ZM89 153V152H88ZM88 153H87V155H88ZM93 153V152H92ZM103 153V152H102ZM115 153V152H114ZM119 153V152H118ZM117 153V154H118ZM213 153V152H212ZM220 153V152H219ZM101 154V153H100ZM162 154V153H161ZM160 154V155H161ZM165 154V153H164ZM189 154V153H188ZM191 154V153H190ZM189 154V155H190ZM87 155H86V157H87ZM103 155H105V157H107L106 155L107 154H102V157H103ZM110 154H108V156H109ZM163 155V154H162ZM161 155V156H162ZM176 155V154H175ZM179 155V156H180ZM196 156H198L197 155V153H196ZM209 156H210V154H209ZM221 156V155H220ZM96 157H97V154H96ZM112 157H114V156H112ZM125 157V156H124ZM155 157V158H156ZM177 157V156H176ZM188 157V156H187ZM219 157V156H218ZM222 157H223V155H222ZM115 158V157H114ZM113 158V159H114ZM154 158V159H155ZM193 158V157H192ZM225 158V157H224ZM102 159V158H101ZM100 159V160H101ZM104 159V158H103ZM126 159V158H125ZM151 159H152V157H151ZM177 159V158H176ZM179 159V158H178ZM78 160H80V159H78ZM95 160V159H94ZM194 160V159H193ZM217 160V159H216ZM115 161H116V159H115ZM137 161H139L138 159H137ZM141 161V160H140ZM176 161H178V160H176ZM213 161V160H212ZM218 161V160H217ZM221 161V160H220ZM224 161H226V160H224ZM101 162H102V160H101ZM104 162V161H103ZM108 162V161H107ZM178 162H181V161H178ZM192 162V161H191ZM222 162V161H221ZM228 162V161H227ZM168 163H170V165L168 164ZM87 164V163H86ZM85 164V168H86V166H88L89 164H87L86 165ZM92 164V163H91ZM114 164V163H113ZM169 165V167H168V165ZM182 164V163H181ZM224 164V163H223ZM226 164V163H225ZM229 164V163H228ZM93 165V164H92ZM91 165V166H92ZM139 165V164H138ZM137 165V166H138ZM147 165V164H146ZM180 165V164H179ZM178 165V166H179ZM90 166V165H89ZM88 166V167H89ZM90 166V167H91ZM111 166V165H110ZM114 166V165H113ZM116 166V165H115ZM183 166H184V164H183ZM182 166V167H183ZM186 166V165H185ZM188 166V165H187ZM192 166V165H191ZM72 167V166H71ZM97 167V166H96ZM103 167H106V166H101V168H103ZM166 167V170H164V168ZM177 167V168H176ZM83 168V167H82ZM92 168V167H91ZM112 168V167H111ZM117 168V167H116ZM122 168V167H121ZM143 168V167H142ZM194 168V167H193ZM92 169H94L95 170V167L94 168H92ZM98 169H99V167H98ZM104 169V168H103ZM115 169V168H114ZM118 169V168H117ZM124 169V168H123ZM137 169V168H136ZM139 169V168H138ZM145 169H146V166H145ZM144 169V170H145ZM81 170H83V169H81ZM86 170V169H85ZM130 170V169H129ZM143 170V169H142ZM104 171H106V170H104ZM146 171H148V169L146 170ZM98 172V171H97ZM107 172V171H106ZM116 172V171H115ZM145 172V171H144ZM150 172V171H149ZM230 172V174H235V172H234V170H232V171H229ZM85 173H86V171H85ZM119 173V172H118ZM122 173V172H121ZM138 173H140V171H138ZM141 173H143V172H141ZM140 173V174H141ZM147 173V172H146ZM224 173V172H223ZM222 173V175L220 176V179L219 180H221V181H224L225 179H226V177H227V174L225 173V174H223ZM74 174V173H73ZM111 175H112V173H110ZM127 174V173H126ZM131 174V173H130ZM135 174V173H134ZM149 174V173H148ZM229 174V173H228ZM98 175H100V174H98ZM104 175V174H103ZM117 175V174H116ZM122 175V174H121ZM124 175V174H123ZM129 175V174H128ZM143 175V174H142ZM150 175V174H149ZM149 175H148V177H149ZM217 175V174H216ZM107 176V175H106ZM110 176V175H109ZM125 176V178H126V175H124ZM136 176L138 177V174H136ZM145 176L147 177V174H145ZM99 177V176H98ZM114 177H116L115 175H114ZM133 177H134V175H133ZM141 177V176H140ZM150 177H151V175H150ZM155 177V176H154ZM218 177V176H217ZM33 178V177H32ZM35 178V177H34ZM128 178V177H127ZM153 178V177H152ZM215 178V179H214ZM219 178V177H218ZM218 178H217V180H218ZM37 179V178H36ZM40 179H42V178H40ZM84 179H86V178H84ZM122 179H123V177H122ZM157 179V178H156ZM162 179V178H161ZM26 180V179H25ZM30 180V179H29ZM28 180V181H29ZM47 180H48V178H47ZM95 180V179H94ZM100 180V179H99ZM103 180V179H102ZM107 180V179H106ZM111 180V179H110ZM130 180H131V178H130ZM171 180V179H170ZM219 180H218V182H219ZM228 180V179H227ZM226 180V181H227ZM37 181H39V180H37ZM42 181V180H41ZM40 181V182H41ZM119 181H121L120 180V177H119ZM125 181H126V179H125ZM133 181V180H132ZM165 181V180H164ZM180 181V180H179ZM225 181V182H226ZM43 182L45 183V181H44V179H43ZM53 181H51V183H52ZM87 182V181H86ZM97 182V181H96ZM104 182V181H103ZM127 182V181H126ZM130 182V181H129ZM171 182V181H170ZM31 183V182H30ZM37 183V182H36ZM36 183H35V185H36ZM50 183V182H49ZM98 183V182H97ZM96 183V184H97ZM102 183V182H101ZM101 183H99V185L101 184ZM105 183H108V182H105ZM105 183H103V184H105ZM118 183V182H117ZM116 183V184H117ZM158 183H160V182H158ZM166 183H168L167 182V180H166ZM208 183V182H207ZM223 183V182H222ZM26 183H24L23 185L26 187V185H25ZM33 184H34V181H33ZM40 184V183H39ZM38 184V185H39ZM123 184V183H122ZM130 184V183H129ZM132 184V183H131ZM161 184V183H160ZM165 184V183H164ZM172 184V183H171ZM38 185H36V186H38ZM54 185V184H53ZM56 185V184H55ZM102 185V184H101ZM118 185V184H117ZM127 185V184H126ZM217 185V184H216ZM31 186V185H30ZM30 186H28V187H30ZM46 185L45 184H43V187L44 188H46L45 187ZM63 186V185H62ZM62 186H60V187H62ZM110 186V185H109ZM144 186V185H143ZM174 186H176V185H174ZM173 186V187H174ZM180 186V185H179ZM200 186V185H199ZM208 186V185H207ZM35 187V186H34ZM50 189H51V187L50 186H48ZM59 187V186H58ZM66 187V186H65ZM97 187H98V185H97ZM96 187V188H97ZM101 187V186H100ZM118 187V186H117ZM168 187V186H167ZM172 187V186H171ZM205 187V186H204ZM31 188H32V186H31ZM41 187H39V188H37V189H40ZM55 188V187H54ZM53 188V189H54ZM73 188V187H72ZM77 188H78V186H77ZM80 188V187H79ZM102 188V187H101ZM100 188V189H101ZM105 188V187H104ZM108 188H110V187H108ZM121 188V187H120ZM124 188H125V185H124ZM149 188V187H148ZM199 188V187H198ZM214 187H211V189H213ZM223 190H224V195L225 194H227L228 193V191L230 190L229 188V186H227V185H223V187H221ZM23 189V188H22ZM26 189V188H25ZM25 189H24V191H25ZM34 189V188H33ZM36 189V188H35ZM53 189H51V190H53ZM57 189V188H56ZM62 189V188H61ZM84 189V188H83ZM115 189V188H114ZM172 189V188H171ZM176 189H177V186H176ZM210 189V186H208L207 188H206V191L208 192V193H206L208 196H210V195H214L213 194V192H212V190ZM28 190V189H27ZM49 190V189H48ZM59 190V189H58ZM71 190V189H70ZM70 190H69V192H70ZM75 190V189H74ZM78 190V189H77ZM98 191H99V189H97ZM184 190V189H183ZM196 190V189H195ZM43 191H44V189H43ZM45 191H47V190H45ZM57 191V190H56ZM62 191H65V190H62ZM61 191V192H62ZM102 191V190H101ZM115 191V190H114ZM119 191V190H118ZM138 191V190H137ZM192 191V190H191ZM205 191V190H204ZM205 191V192H206ZM26 192H28V191H26ZM60 192V191H59ZM60 192V193H61ZM73 192V191H72ZM71 192V193H72ZM78 192H79V190H78ZM87 192H88V190H87ZM103 192V191H102ZM125 192H126V190H125ZM35 194L37 193L36 191L34 192ZM41 193V192H40ZM45 193V195H46V193L47 194H50V193H48V192H44ZM59 193V194H60ZM64 193V192H63ZM71 193L69 194V196H71ZM96 193H98V192H96ZM113 193V190H111V188L110 189H106V191L104 192V193H100V195H98V196H100L101 198H99V199H97V198H92L89 194H82V195H78V196H75L74 198V202H72V203H68V202H62V201H64L61 197H59L58 196V198H60V199H62V201H58L57 202V204L56 203H53V202H51V203H53V204H51L46 210L44 209V211L41 209V208H39V206H37L38 207V209H37V212H39L40 211V209H41V211L42 212H44L45 213V218L47 219V220H45V219H43V218H41V219H43L44 220V222L46 223L47 221V223H49V224H45V225H50V226H48V232L46 231V234H47V238L45 239V240H43L41 237H39V236H41V235H43L42 233H38V231H37V233H36V235L37 234H41V235H39V236H30L31 235V232H30V226H31V224H30V226L28 225V226H26V228L24 229L25 230V233H26V246H25V248H26V250H24L25 252H26V254H23V255H26V258H25V260H24V258H23V260L25 261V264H101L102 262L98 259L99 257L97 256L98 254H97V250H96V247H98V242L100 241L99 239L101 238H98V236H97V239H95V237H96V235L94 236V239L92 238L93 236H92V234H91V236H90V238H89V236H87V232H89V231H87L86 233H84V231L85 230H82V228L80 229L79 227V229L78 230H74V229H69V226L70 225H72L73 223H76V224H81V221H80V219L82 220L83 219V217H85V215H89L90 214V211H91V213H92V210H90V208H94V209H97V207H99L98 205H97V207H96V204H98V203H102L101 204V206L103 205H105V204H103V203H105L106 201H108V204L109 203H111V201L109 202V200L112 198H110V199H106V201L104 202V200L102 199V196L104 197H107L108 195H113L112 194ZM115 193H116V191H115ZM141 193V192H140ZM168 193V192H167ZM195 193V192H194ZM30 194V193H29ZM28 194V195H29ZM53 194H54V192H53ZM52 194V195H53ZM57 194V193H56ZM67 194H68V192H67ZM81 194V193H80ZM92 194H93V192H92ZM118 194V193H117ZM120 194H122V192H120ZM131 194V193H130ZM138 194V193H137ZM145 194V193H144ZM204 194V193H203ZM38 195V194H37ZM36 195V197H41L40 196V194H39V196H37ZM52 195H51V198L53 199V197H52ZM61 195H62V193H61ZM64 195H65V197L67 196L65 193H64ZM77 195V194H76ZM95 195V194H94ZM127 195V194H126ZM133 195V194H132ZM142 195V194H141ZM222 195H223V193H222ZM223 195V196H224ZM32 196V195H31ZM31 196H30V199H31ZM49 196V195H48ZM115 196V195H114ZM128 196V195H127ZM131 196V195H130ZM150 196H151V194H150ZM199 196V195H198ZM207 196V197H208ZM220 196V195H219ZM227 196V195H226ZM225 196V197H226ZM28 197V196H27ZM73 197V196H72ZM129 197V196H128ZM141 197V196H140ZM143 197V196H142ZM141 197V198H142ZM197 197V196H196ZM203 198H201V196H200V199L198 198L197 199V206H202L203 205V203H204V200H205V198H204V196H202ZM224 197V198H225ZM50 198V197H49ZM57 198V200H59ZM109 198V197H108ZM120 197H118V199H117V201L118 200H120L119 199ZM122 198H124V196L122 197ZM153 198V197H152ZM27 199V198H26ZM29 199V198H28ZM45 199V198H44ZM70 199H72V198H70ZM70 199H69V201H70ZM105 199V198H104ZM114 199H116V198H114ZM114 199H112V203H113V205H114ZM125 199H127L128 200V198H126L125 197ZM150 198H148V200H149ZM154 199V198H153ZM170 199V198H169ZM217 199V198H216ZM219 199V198H218ZM31 200H33V199H31ZM42 200V199H41ZM55 200V199H54ZM67 200V199H66ZM131 200V199H130ZM130 200H128V201H130ZM155 200V199H154ZM160 200H161V198H160ZM176 200V199H175ZM212 200V199H211ZM215 200V199H214ZM211 201V202H208V204H206L201 210H205V209H207V207L210 205V204H214V203H220L221 204V202H219V201ZM220 200V199H219ZM224 200V199H223ZM228 200V199H227ZM27 201V200H26ZM37 201H38V199H37ZM46 201V200H45ZM56 201V200H55ZM94 201H95V203L96 204H90L91 202H93L94 203ZM103 201V202H102ZM137 201V200H136ZM153 201V200H152ZM152 201H151V203H152ZM47 202H48V200H47ZM118 202H120V201H118ZM121 202H123V200L121 201ZM120 202V204H122ZM125 202V201H124ZM124 202H123V204H124ZM132 202V201H131ZM131 202H127L128 204L129 203H131ZM164 202V201H163ZM176 202V201H175ZM222 202H224V201H222ZM26 203V202H25ZM24 203V201H23V204H25ZM33 203V202H32ZM41 203V202H40ZM50 203V202H49ZM171 203V202H170ZM169 203V204H170ZM42 204V203H41ZM118 204V203H117ZM119 204V205H120ZM128 204H126V205H128ZM155 204H156V202H155ZM184 204V203H183ZM182 204V205H183ZM34 205V204H33ZM38 205V204H37ZM89 205H92L91 207L89 206ZM107 205V204H106ZM110 205H112V204H110ZM116 205V204H115ZM125 205V204H124ZM145 205V204H144ZM148 205V204H147ZM152 205V204H151ZM151 205H148V207H151ZM167 205V204H166ZM165 205V206H166ZM182 205H180V208L182 207ZM186 205V204H185ZM25 206V205H24ZM31 206V205H30ZM102 206V207H103ZM134 206V205H133ZM153 206H154V203H153ZM221 206L222 207H224V205H222L221 204ZM27 207V206H26ZM41 207V206H40ZM47 206H45V208H46ZM107 206H105V208H106ZM113 207V206H112ZM116 207V206H115ZM114 207V208H115ZM127 207V206H126ZM128 207H130V205L128 206ZM144 207V206H143ZM226 207H227V205H226ZM25 208V207H24ZM92 208V209H93ZM120 209H121V206L119 207ZM118 208V209H119ZM152 208V207H151ZM154 208H155V206H154ZM225 208V207H224ZM233 208V207H232ZM232 208H230V212H228L227 211V214L228 215H230V218H227V219H230V222L232 221V219H231V217H233V216H235L236 215V213H238L237 212V210H239V209H237V210H234V208H233V211H231V209ZM237 208V207H236ZM235 208V209H236ZM31 209H32V207H31ZM31 209H29V210H31ZM172 209V208H171ZM193 209V208H192ZM26 210H28V209H26ZM98 210V209H97ZM100 210V209H99ZM98 210V211H99ZM126 210V209H125ZM170 210V209H169ZM168 210V211H169ZM180 210V209H179ZM34 211H36L35 209H34ZM95 211V210H94ZM104 211V210H103ZM86 213H88V214H86ZM97 213V212H96ZM98 213H100V212H98ZM103 213V212H102ZM150 213V212H149ZM31 214V213H30ZM104 214V213H103ZM102 214V215H103ZM108 214V213H107ZM129 214V213H128ZM171 214H172V212H171ZM191 214V213H190ZM44 215V214H43ZM42 215V216H43ZM79 215H81V216H79ZM27 216H28V213H27ZM31 216V215H30ZM40 216V215H39ZM41 216V217H42ZM111 216V215H110ZM237 216V215H236ZM235 216V217H236ZM34 217V216H33ZM38 217V216H37ZM37 217L35 216L34 218H36V220H37ZM71 217L73 218V217H75L76 219H79V220H77V222H75V221H72L73 219H71ZM29 218V217H28ZM33 218V219H34ZM93 218V217H92ZM110 218V217H109ZM112 218V217H111ZM192 218V217H191ZM39 219H40V217H39ZM86 219V218H85ZM97 219H99L98 217L96 218V220ZM188 219H190V217L188 218ZM234 219V218H233ZM187 220V219H186ZM235 220V219H234ZM26 221V220H25ZM24 221V222H25ZM29 221H31V220H29ZM39 221V220H38ZM40 221H42V220H40ZM93 221H95V220H93ZM27 222V221H26ZM90 223H94V222H91V221H89ZM97 222H98V220H97ZM104 222V221H103ZM161 222H163V221H161ZM180 222V221H179ZM178 222V223H179ZM229 221H228V224H229V228H230V232H231V234H230V237H231V240L234 242V248L235 249H237V246H236V243L238 244V241H239V238H240V240H241V237L240 236H236V234H235V229H236V225L235 226H232L231 225V223H230ZM34 223V222H33ZM86 223V222H85ZM96 223V222H95ZM94 223V224H95ZM157 223H158V221H157ZM36 225H39L40 227H41V225L40 224H37V222L35 223ZM41 224H44L43 222L41 223ZM75 225V224H74ZM104 225V224H103ZM24 226V225H23ZM33 226V225H32ZM84 227H85V225H83ZM92 226V225H91ZM105 226V225H104ZM118 226V225H117ZM261 226V225H260ZM36 227V226H35ZM43 227H44V225H43ZM87 227V226H86ZM146 227V226H145ZM42 228V227H41ZM73 228V227H72ZM93 228V227H92ZM113 228V227H112ZM126 228V227H125ZM135 228V227H134ZM138 228V227H137ZM140 228V227H139ZM154 228H156V227H154ZM161 228V227H160ZM36 229V228H35ZM39 229V228H38ZM37 229V230H38ZM76 229H77V226H76ZM116 229H118V228H116ZM167 229V228H166ZM33 230V229H32ZM31 230V231H32ZM92 230V229H91ZM104 230V229H103ZM111 230V229H110ZM151 230V229H150ZM149 230V231H150ZM168 230V229H167ZM256 230H258L257 228H256ZM256 230L253 232L252 231V229L251 230H249L248 231V234H249V236H251V237H253L254 235H258L257 233L259 232V231H257V233H256ZM148 231V230H147ZM159 231V230H158ZM127 232V231H126ZM132 232V231H131ZM94 233H95V231H94ZM98 233V232H97ZM142 233V232H141ZM124 234V233H123ZM24 235V234H23ZM134 235V234H133ZM138 235V234H137ZM145 235V234H144ZM148 235V234H147ZM155 235V234H154ZM239 235V234H238ZM31 237V239L30 240H32V238H34V243H33V241H32V244H31V248L34 250V254L32 253H30L31 251H30V248H29V245H30V240H29V238ZM44 237H45V235H43ZM248 236V235H247ZM103 237V236H102ZM119 238V237H118ZM131 238V237H130ZM135 238H136V236H135ZM158 238V237H157ZM254 238V237H253ZM102 239H104V238H101V241H103ZM114 239H116V238H114ZM137 239V238H136ZM244 239V238H243ZM245 239H246V237H245ZM23 240H24V238H23ZM119 240V239H118ZM128 240V239H127ZM127 240H125V243H126V241ZM132 240V239H131ZM142 240V239H141ZM44 241V242H43ZM99 242V247L101 246L100 245V243H102V242ZM115 241V240H114ZM121 241V240H120ZM129 241V240H128ZM247 241V240H246ZM246 241H244L243 240V242H246ZM249 241V240H248ZM262 241V240H261ZM261 241H255V242H253V243H251V244H249V245H247L246 243V245L244 246L243 244H242V246H244L243 248L244 249H246L247 251H249V249H251V250H256V251H258L259 252V254L260 255H262L263 257L262 258H264V250H262L261 249V245H262V243L263 242H261ZM137 242V241H136ZM241 243V242H240ZM23 244H25V243H23ZM152 244H157V242L155 241V242H151V244L150 245H152ZM139 245V244H138ZM150 245H148V246H150ZM116 246V245H115ZM115 246H113V249H114V255H119L120 257H125V255H128V258H127V261L129 260V258H133L134 257V255H135V253H134V251L133 252H129V253H125L124 252V250H122V249H120L118 246L116 247V248H114ZM123 246V245H122ZM158 246V245H157ZM160 246V245H159ZM98 247V248H99ZM161 247V246H160ZM264 247V246H263ZM102 248V247H101ZM106 248V247H105ZM125 248V247H124ZM129 248V247H128ZM127 248V249H128ZM154 248V247H153ZM239 248H240V245H239ZM29 249V250H28ZM104 249V248H103ZM102 250V249H101ZM100 250V251H101ZM133 250V249H132ZM178 250H181V248H178ZM238 250V249H237ZM30 251V252H29ZM154 251V250H153ZM37 252V253H36ZM99 252V251H98ZM103 252V251H102ZM101 252V253H102ZM105 253H106V251H105ZM138 253V252H137ZM141 253V252H140ZM139 253V255H141ZM103 255V254H102ZM137 255V254H136ZM138 255V256H139ZM108 256V255H107ZM143 256V255H142ZM127 257V256H126ZM125 257V258H126ZM118 258V257H117ZM140 258H142V257H140ZM154 259V258H153ZM156 259V258H155ZM154 259V260H155ZM131 260V259H130ZM138 260V259H137ZM160 260V259H159ZM140 261H144V258H143V260H140ZM146 261V260H145ZM158 261V260H157ZM248 261H249V263H251L252 262V257H251V255L250 256H248ZM130 262V264H134L133 263V261H132V263H131V261H129ZM128 262V263H129ZM152 262H154V261H152ZM104 263V262H103ZM157 263V262H156ZM106 264V263H105ZM116 264V263H115ZM152 264V263H151ZM154 264V263H153ZM159 264V263H158ZM207 264H210V262H208Z\"/></svg>", "mask_w": 264, "mask_h": 264}, {"label": "built area", "instance_id": "2783aa9c", "mask_svg": "<svg viewBox=\"0 0 264 264\" xmlns=\"http://www.w3.org/2000/svg\"><path fill=\"white\" fill-rule=\"evenodd\" d=\"M231 197H236V194H231ZM222 204L225 208L220 203H212L192 218L165 231L162 255L167 253V256L157 264L172 261L174 264H264V258L258 251L234 248L228 224L230 219H227L230 215L225 203ZM134 249L137 252L146 251V247L141 245H136ZM250 255L251 263L248 261ZM136 264L146 263L138 261Z\"/></svg>", "mask_w": 264, "mask_h": 264}]
</instances>
